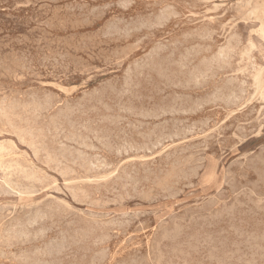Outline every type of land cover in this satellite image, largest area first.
<instances>
[{"label": "rangeland", "instance_id": "374dc122", "mask_svg": "<svg viewBox=\"0 0 264 264\" xmlns=\"http://www.w3.org/2000/svg\"><path fill=\"white\" fill-rule=\"evenodd\" d=\"M109 1H110V3H109ZM201 1H203V2H201ZM0 2H1L0 3V101H1V106H0V112H1V114H0V116L2 117V118L0 117V130H1V132H0V144L3 143V145L5 147L7 146V150L10 149L9 152L10 153L12 152L11 154H12V156L14 158L13 160L14 161L17 160L16 162H18L20 164V166L21 165L23 166V167L21 166L20 168H22L24 171L27 170L28 172L27 171L26 172L27 173H30V174L31 173L32 174L33 173L34 174H37L38 173L37 174L38 176L35 175V176L38 177V179L36 178L35 181L32 180L29 183V180L28 179H25L24 177H20V176L23 175L20 172H17L16 171L17 173L14 172L15 173V174L13 173L14 175L13 174H10V177L8 175V178H9L8 179L7 176H5L3 174V171L0 169V185L2 187V189L0 187V210L3 212L2 213L0 211V215H1L0 216V223H1V225H0V234H1L0 235V243H1V240H2V243L0 245V251H1V249L3 251V253H2V251L0 253V264H3V263L4 264H17V263H19V264H46V263L47 264H50V263L51 264H57V263L58 264H73V263L74 264H82V263L83 264H93V263L94 264H125V263L126 264H130V263L131 264H137V263L138 264H141V263L142 264H171V263L172 264L173 263L174 264H211L210 262H212V264H224L225 262L227 263L228 261H229L228 264H232V263L233 264H264V232H263L264 231V218H263L264 216H262V214L264 215V184H263L264 183V181H263L264 180V177H263L264 176V171L262 169V168H264V164H262V162L264 161V159H262V158H264V149H263L264 148V146H263L264 145V119H263L264 118V97H263L264 96V47H263V45H264V22H263L264 21V0H221V1L220 0H213V1L212 0H210V1H208V0H205V1L204 0H185V1L184 0H124V1L123 0L122 1H120V0H53V1L52 0H50V1H48V0H27V1L26 0H8V1L7 0H0ZM177 2H178V4H177ZM16 3H18V4H16ZM20 3H21L22 6L20 5ZM23 3H24V6L25 5H29V6L24 7L23 6ZM76 3H77V5H76ZM35 4H36V6H35ZM156 4L157 5L160 4V5H158V7H156L157 6ZM41 5H43V6L41 7ZM222 5H224V6H222ZM14 6H16V7H14ZM17 6L19 7L18 9H17ZM45 6H46V8H44ZM66 6H69V8H71V9L69 10V8H67ZM78 6H79V8H78ZM215 6H217L216 8L219 7L218 9H220V10H218V9L216 10L215 9ZM174 7L176 8V10H175ZM76 8H78V9H76ZM33 9H35V10H33ZM38 9H40V10H38ZM73 9H75V10L73 11ZM186 9H187V11H186ZM233 9H235V10H233ZM98 10L99 11L101 10V11L99 12ZM226 10H227V12H225ZM36 11H37V13H36ZM175 11H176V13H174ZM188 11H190V12H188ZM33 12H35V13H33ZM87 12H89V13H87ZM161 12H162V14H161ZM214 12H216V13H214ZM148 13H150V14H148ZM224 13H226V14H224ZM248 13H249V15H248ZM72 14L74 16H72ZM141 14H143V15H141ZM69 15H71V17ZM253 15H254V17H253ZM30 16H33V17L35 16V18H32ZM67 16H69V17H67ZM82 16H84V17L82 18ZM99 16H101V17H99ZM141 16H142V18H141ZM198 16H200V17H198ZM173 17H174V19H173ZM256 17H258L260 20L257 19ZM40 18H42V20ZM84 18H86L87 20L84 19ZM100 18H101V20H100ZM204 18L207 19V20H205ZM83 19L86 20V22L88 21L87 24H86V22ZM181 19H183V20H181ZM216 19H218V21ZM244 19H245V21H244ZM197 20H199V21H197ZM200 20L201 21L202 20H205V21H202L201 22ZM213 20H214V22H213ZM45 21H47V22H45ZM83 21H84V24L85 25L83 24ZM130 21H132L133 23H131ZM187 21H188V23H187ZM247 21H249V22H247ZM42 22L43 23L45 22V23L43 24ZM164 22H165V24H164ZM169 22H171V23H169ZM259 23H261V24H259ZM46 24L48 26H50V28L47 27ZM107 24H108V26H107ZM120 24H122V25H120ZM124 24H125V27H124ZM221 24L223 25V27H220V26H222ZM151 25H153V26H151ZM56 26H58V27H56ZM105 26H106V28H105ZM174 26H175V28H174ZM156 29L158 30V32H157ZM196 29H198L200 31L199 34H198L199 31L196 30ZM247 30H248V32H247ZM150 31H151V33H150ZM251 31H254V33L252 32L250 34ZM258 31H260V32H258ZM135 32H136V34H135ZM223 32H224V34H223ZM114 33H115V35H114ZM119 33H120V35H119ZM191 33H192V35H191ZM194 33H196V34H194ZM206 33L212 34V35H208ZM213 33H214V35H213ZM137 34H139V35H137ZM74 35H75V37H74ZM132 35L133 36L135 35V36L132 37ZM196 35L197 36L200 35V36L199 37H196ZM206 35H208V36H206ZM149 36H151V38ZM237 36H239V37H237ZM98 37H100V38H98ZM129 37L130 38L132 37V38L130 39ZM223 37H225V38H223ZM228 37H229V39H228ZM149 38H150V40H149ZM39 39L41 40V42H40ZM171 39H172V41H170ZM201 39H202L203 42H200ZM231 39H234L235 41L234 40H231ZM59 40H61V41H59ZM182 40H183V42H182ZM188 40H191V42H189ZM211 40H213V41H211ZM227 40H228V42H226ZM229 40H231V42L234 45L231 44V42H229ZM178 41L181 42V43H179ZM236 41H237V43H236ZM89 42H91V43H89ZM186 42H187V44H186ZM250 42L251 43H254L256 45L251 44ZM137 43H139V44H137ZM62 44H64V45H62ZM155 44H157V46ZM84 45H85V47L86 46L87 47L85 48ZM131 45L134 47V49H133V47ZM249 45H250V49L251 50L249 49ZM37 46H39V47H37ZM172 46H173V48H172ZM68 47H69V49H68ZM138 47H139V49L137 50L136 48H138ZM235 47H237L238 49L237 48L235 49ZM84 48H85V50H84ZM174 48H175V50H174ZM252 48H253V51H252ZM43 49L45 51H43ZM169 49H170L171 52L169 51ZM124 50H125V53H124ZM133 50L135 51L134 53H133ZM149 50H151V51H149ZM127 51H128V53H126ZM232 51L233 52L235 51V52L232 53ZM101 52H103V53H101ZM113 52H115V53L113 54ZM160 52H162L164 54H161ZM177 52H178V55H180V56H178L176 54ZM225 52H227V53H225ZM241 52L243 54L245 53L243 55L244 57L242 56V53ZM22 53H26V54H22ZM65 53H67V55ZM28 54H30V55H28ZM64 54H65V56H63ZM119 54H121L122 56L119 55ZM146 54H149V55L146 56ZM194 54H196V55H194ZM59 55H60V57H59ZM164 55H167V57H165ZM235 55H237V56H235ZM249 55H250V59H248L249 58L248 57ZM25 56H27V57L25 58ZM113 56H114V58H113ZM228 56H229V58H228ZM43 57H44V59H43ZM65 57H68V58H65ZM111 57L113 59H111ZM149 57H150V59H148ZM157 57H159L158 58L159 60H157ZM162 57H163V59H161ZM230 57H233V60H231L232 58H230ZM41 58L44 60L45 63L43 62V60ZM52 58H54L53 59L54 60V63H55V61L56 62L59 61L57 63V65H56V63L54 65ZM178 58H180V59H178ZM242 58H243V61H242ZM57 59H59V60H57ZM64 59H66V60H64ZM117 59H118V61H116ZM147 59L149 61H147ZM167 59H168V61H167ZM46 60H48V61L46 62ZM72 60H74V61L72 62ZM169 60H171V61H169ZM224 60L225 61H228L229 60V61L227 63V62H224ZM260 60H262V61H260ZM77 61H78V65H77ZM194 61L196 62V64H195ZM143 62H144V64H143ZM153 62H156V63H153ZM230 62H231V64L229 65ZM30 63H31V65H30ZM43 63L46 64L47 66L44 65ZM58 64H60V65H58ZM128 64H131V65H128ZM222 64L224 65V67H223ZM39 65H41V66H39ZM148 65H149V67H148ZM258 65H260V66H258ZM23 66H25V67H23ZM27 67L29 69H27ZM135 67H136V70L133 69ZM164 67L166 68V70H165ZM191 67H193V68H191ZM230 67H232V68H230ZM218 68H220V69H218ZM246 68H247V71L246 70L243 71ZM152 69H154L155 71L152 70ZM159 70H161V72H159ZM232 70H234L235 72L232 71ZM257 70H259V71H257ZM260 70H261V72H260ZM208 71H210V72H208ZM147 72H149V73H147ZM172 72H173V74H172ZM135 73H138V74H135ZM144 73H146V74H144ZM186 73H187V75H186ZM205 73L206 74L208 73V74L206 75ZM181 74H182V76H181ZM243 74H245V75H243ZM100 75H102V76H100ZM157 75H158V78H160V79L157 78ZM159 75L162 76V77H160ZM168 75H169V77H172V78H169ZM92 76H93V78L91 79ZM123 76H125V77H123ZM180 76H181L182 82L179 81L180 80V78H179ZM204 76L206 78H204ZM217 76L220 77V78L218 79ZM135 77L137 78V80H136ZM212 77H215V78H212ZM147 78H150L151 80L150 79L148 80ZM162 78H164V79H162ZM177 78H179V79H177ZM184 78H185V81L183 80ZM152 79H154V80H152ZM130 80H132V81H130ZM167 80H168V82H166ZM175 80H176V82H175ZM227 80H228V83H227ZM106 81H107V83H106ZM147 81H149V82H147ZM189 81H190V83H189ZM208 81H209L210 84L208 83ZM244 81H245V84H244ZM130 82L131 83L133 82V83L131 84ZM39 83H42L44 86L42 84H39ZM48 83L51 84V85H48ZM45 84H47V85H45ZM55 84H56V86H55ZM127 84H128V86H127ZM153 84H155V85H153ZM189 84H191V86H189ZM168 85H169L170 88L168 87ZM183 85H186V86H183ZM201 85H202V87H200ZM206 85L209 88H207ZM108 86H111V87H108ZM228 86H231V87H228ZM165 87H166V89H165ZM94 88H96V91H95ZM203 88L204 89L206 88V89L204 90ZM222 88L225 89V91ZM67 89H68V91H67ZM131 89L134 90V91H132ZM201 89H202V91H201ZM211 89H213V90H211ZM220 89H222V90H220ZM230 89H232L233 91L230 90ZM236 89L238 91H236ZM112 90H113L114 96H113ZM196 90H198V91H196ZM10 91H11V93H10ZM176 91H177V93H176ZM105 92H106V94H108V97H107V95H105ZM244 92H246V95H245ZM66 93H68V94L70 93V94L68 95ZM97 93H100V94L97 95ZM109 93L110 94L112 93V95L110 96ZM181 93L183 95H181ZM215 93H218V94H215ZM220 93L221 94H224L225 93V95H221ZM229 93H231V95ZM33 94H34V97H33ZM197 94H199V95H197ZM211 94H213V95H211ZM85 95H87V96H85ZM100 95H101V97H100ZM140 95H142L144 98L142 96H140ZM153 95H155V96H153ZM238 95H240V96H238ZM31 96H32V98H31ZM89 96H91V97H89ZM93 96H94L95 99L93 98ZM118 96H120L121 99H123V100L119 99ZM183 96H185V98ZM204 96H206V97H204ZM216 96L219 99H216ZM231 96L232 97L234 96V97L232 98ZM6 97H7V99H5ZM40 97H41V99H40ZM161 97H163V98H161ZM167 97H169L170 99L169 98L167 99ZM194 97H195V99H194ZM220 97L222 98V100H221ZM226 97H227V99H229L228 101L226 100ZM183 98H184V100H183ZM235 98L237 99V101H236ZM33 99H34V101L36 103L33 101ZM92 99H94V100H92ZM99 99L100 100H103L104 102L103 101H100ZM115 99H116L117 102L115 101ZM149 99H150L151 103L148 101ZM201 99L202 100L207 99L209 102L207 100H205V101H203L204 103H202V100ZM232 99L235 102L234 104H233ZM251 99H252V101H250ZM15 100L17 102H15ZM45 100L48 101V102H51V101L52 102H51V104L48 103V102L46 103V102H44ZM143 100L145 102H143ZM172 100H174V102ZM261 100H263V101H261ZM12 101L15 104H13ZM18 101H19V103H18ZM135 101H136V104H135ZM181 101H182V103H181ZM239 101H241L242 103L239 102ZM248 101H249V103H248ZM26 102H28V104H26ZM96 102L97 103L100 102V103H98L99 105ZM126 102H128V103H126ZM192 102H193V105H192ZM195 102H197V103H195ZM9 103H11V104H9ZM45 103H46V106H45ZM103 103H105V104H103ZM168 103H169V105H168ZM246 103H248V104H246ZM18 104L21 105V106H19ZM35 104H37L36 108H35ZM102 104L104 106H106V107H104ZM158 104H160V105H158ZM166 104H167V106H166ZM198 104H200V105H198ZM240 104H242V105H240ZM8 105H9L10 108L8 107ZM29 105H30L31 108L29 107ZM40 105H42L43 107L40 106ZM67 105H69V108H68ZM75 105H76V109H74L75 108ZM178 105H180V106H178ZM214 105H216V106H214ZM237 105H239V106H237ZM244 105H246V106L244 107ZM11 106H13V107L11 108ZM87 106H89V107H87ZM110 106H111V108H110ZM151 106H152V108L154 107L152 110H151ZM162 106H164L165 108L162 107ZM222 106H223V108H222ZM233 106H235V107H233ZM14 107H16V108H14ZM19 107L20 108L22 107V108L20 109ZM37 107H38V109H37ZM55 107H57V108H55ZM70 107H72V108L70 109ZM197 107L198 108L201 107V108H199V110H198ZM215 107H216V109H215ZM39 108H40V111H39ZM45 108H46V110H47V108H49V110L46 111V112H49V114H47L45 112V110H43ZM104 108H106V109L104 110ZM8 109H9V112H7ZM12 109L17 110V111L15 112ZM25 109H26L27 112H24ZM31 109L33 110V112H32ZM34 109H36L37 112ZM53 109H55V110H53ZM93 109L95 110V112H94ZM183 109H184V111H179V110H183ZM201 109H202L203 112L201 111ZM80 110L81 111L83 110L85 112V114H83L84 112H82V114H81V111ZM138 110H140V111L138 112ZM260 110H261V113H260ZM11 111H14V112H11ZM66 111H68V112H66ZM71 111H73V112H71ZM75 111H76V113H75ZM87 111H90V112H87ZM131 111L133 113H131ZM78 112H79V114H77ZM140 112L143 113V115ZM185 112H187V114ZM220 112H222V113H220ZM234 112H235V114H234ZM4 113H6V114H4ZM13 113H15V114H13ZM26 113L28 115H26ZM137 113H139V114H137ZM259 113H260V115H259ZM40 114H42V115H40ZM121 114H123V115H121ZM173 114L175 115V117L173 116ZM2 115H4V116H2ZM8 115H10V116H8ZM56 115H57V117H56ZM138 115H140L141 117L138 116ZM167 115H169V116H167ZM192 115H194V116H192ZM15 116L18 118V120H17V118H15ZM34 116H36L37 119ZM38 116L41 117V118L39 119ZM165 116H166V118H165ZM8 117H9V119H8ZM31 117H33V118H31ZM138 117H139V119H138ZM214 117H216V118H214ZM171 118H174V120L171 119ZM207 118H209V119L207 120ZM88 119H90V120H88ZM118 119H119L120 122L118 121ZM170 119H171V121H170ZM19 120L22 121V124H21V122ZM32 120H33V122H32ZM102 120L105 123L104 122L102 123ZM114 120H117V121L114 122ZM164 120H165V122H164ZM178 120H180V121H178ZM254 120H258V121L255 122ZM99 121L101 122V124H98V123H100ZM124 121H125V123H124ZM128 121H129V123H128ZM9 122H10L11 125L8 126V123ZM23 122H25V123L23 124ZM68 122H69V125L70 126L67 125ZM82 122H84V123H82ZM89 122L90 123L92 122L91 123L92 125L89 126ZM158 122H159V124H158ZM193 122H195V123H193ZM131 123L135 127L131 126ZM160 123H161V125H160ZM165 123H166V125H165ZM246 123H247V125H246ZM56 124H57V126H56ZM64 124H66V125H64ZM73 124H74V126H72ZM151 124H152V126H151ZM156 124H157V126H155ZM221 124L222 125L224 124L223 127H222ZM51 125H53V126H51ZM58 125L59 126L61 125L60 128H58L59 127ZM36 126H38V127H36ZM46 126H47V128H46ZM127 126H128V128H127ZM143 126H144V128H143ZM12 127L14 128V130L16 129V132L13 131V128ZM71 127L74 128V129L72 130ZM80 127H81V129H80ZM84 127H86V128H84ZM164 127H166V128H164ZM228 127H230V128L228 129ZM25 128H27V129H25ZM124 128H126V129H124ZM161 128H162V131H161ZM38 129H40V130H43L44 129L45 131L44 130L43 131H40ZM57 130H59L58 133H57ZM93 130H94V133H93ZM123 130L126 131V132H123ZM148 130H149V132H148ZM238 130H239V132H237ZM244 130H245V132H244ZM252 130H253V132H252ZM53 131H56V132L53 133ZM105 131L106 132H109V133H106ZM111 131H113V132H111ZM211 131H214L215 133L214 132H211ZM19 132H21V133H19ZM174 132H176V133H174ZM23 133H25V134H23ZM148 133H150V134H148ZM152 133H154V134L152 135ZM258 133H260V135ZM69 134H71V136ZM80 134L83 137L82 136L80 137ZM35 135H36V137L38 136V138H37L38 140L36 139ZM238 135H239V137H241V135H242L244 141H243V139L241 140L242 137L239 138ZM248 135H249L250 139H249ZM20 136H23L24 137V140H23V137H20ZM75 136L77 138H75ZM104 136H106V137H104ZM111 136H113V137H111ZM212 136H213V138H211ZM33 137H35V138L33 139ZM61 137H63V138H61ZM141 137H142V139L143 138L144 139L142 140ZM147 137H149L151 139H149ZM45 138H46V140H45ZM80 138H82V139H80ZM126 138H127V140H126ZM164 138H166V139H164ZM205 138H206V140H205ZM246 138H248V139L246 140ZM60 139H62V140L60 141ZM112 139H114V140H112ZM152 139H153V141H151ZM226 139H228V140H226ZM9 140H12V141H9ZM180 140L181 141L183 140V141L181 142ZM185 140H186V142H185ZM2 141H5V142H2ZM85 141H86V143H85ZM109 141H110V143H108ZM119 141H121V142H119ZM30 142H32V143L34 142L33 145H31L32 143L30 144ZM67 142H69V143H67ZM102 142H103V144H102ZM169 142H170V144H169ZM221 142H223V143H221ZM157 143H159V144H157ZM201 143H203V144H201ZM72 144L73 145L75 144L74 145L75 148L73 147ZM122 144H124V145H122ZM131 144H132V146H131ZM222 144H223V146H222ZM235 144H236V146H235ZM77 145L79 147H77ZM140 145L143 148V150L140 147ZM41 146H44V147H42L40 149ZM194 146H195V148H194ZM60 147L61 148L63 147V149H60ZM98 147H99V150H98ZM115 147L117 149H115ZM123 147H124V149H123ZM138 147H140V149L142 151ZM149 147H151V148H149ZM208 147H209V149H208ZM43 148L45 150H43ZM48 148H49V150H48ZM72 148L74 150H72ZM206 148L208 150H205ZM93 149H94V151H93ZM212 149H214V150H212ZM231 149H232V151H231ZM261 149H262V151H261ZM32 150H34V151H32ZM38 150L40 151L39 152L40 153L39 156H37L38 153H36V151L38 152ZM42 150H43V152H42ZM58 150H59V152L57 153ZM158 150H159V152H158ZM45 151L47 152V154H46ZM48 151H49V153H48ZM31 152H33V153H31ZM61 152H63V153H61ZM65 152H67V154ZM93 152H95V153H93ZM145 152H146V154H145ZM203 152H205V153H203ZM34 153H36V154H34ZM119 153H121L122 155L121 154L119 155ZM169 153H170V156L171 157L169 156ZM245 153H246L247 157H246ZM256 153H257V155H256ZM125 154H126V156H125ZM214 154H217V155H214ZM248 154H249V156H248ZM46 156H48V157L51 156V157L50 158H47ZM74 156L77 157V158H75ZM89 156H91V157L88 158ZM121 156H123V157H121ZM154 156H156V157L154 158ZM167 156H169V158ZM78 157H79V159H78ZM92 157H93V159H92ZM163 157H164V160H163ZM188 157H190V158H188ZM238 157H240V159H238ZM260 157H261V160H260ZM52 158H54V159H52ZM55 158H56L57 161L55 160ZM57 158H59V159H57ZM81 158H82V160H81ZM85 158L87 159L88 162L85 160ZM109 158H111V159H109ZM251 158H252V160H251ZM47 159H49L48 161L49 162L51 161V162L49 163L48 161H46ZM139 159H141V160L139 161ZM219 159H221L222 162L219 161ZM246 159H249V160H246ZM244 160L246 161V163H245ZM66 161H67V163H66ZM196 161H197V163H196ZM247 161L248 162L250 161L249 162L250 164ZM40 162H42V163H40ZM63 162H65V163L62 164ZM76 162H77V164H76ZM30 163H32V165H30ZM48 163L49 164H53L54 163L55 165L54 164H53L54 166L53 165H49ZM98 163H100V164L98 165ZM152 163H153V165H152ZM202 163L205 166L202 165ZM230 163H231V166H230ZM255 163H256V166H255ZM68 164H69V166L67 167ZM80 164L82 165V168L79 169L78 167L79 166L81 167ZM115 164H117V165H115ZM143 164H145V165H143ZM167 164H169V165H167ZM47 165H48V168H47ZM56 165H58V166H56ZM103 165H105V167H103ZM165 165H167L168 168L165 167ZM191 165H193V166H191ZM49 166H51V168ZM134 166H135V168H134ZM228 166H230V167H228ZM56 167L59 170H57ZM60 167H62V168L60 169ZM117 167H118V169H117ZM187 167H189L190 169L192 168L191 169L192 171H190V169L187 168ZM24 168H26V169H24ZM87 168H88V170H87ZM123 168H124V170H123ZM141 168L143 170H141ZM196 168H197V170H196ZM249 168H251V169H249ZM38 169H39V171H37ZM65 169H67V170H65ZM256 169L257 170L259 169V170L257 171ZM56 170H57V172L59 174H57ZM84 170H86V171H84ZM105 170H106V172H105ZM162 170H163V172H161ZM193 170H194V172H193ZM138 171H141V172H138ZM152 171H154V172H152ZM181 171H183V172H181ZM60 172L61 173H64V174L61 175ZM85 172H87V173H85ZM90 172H91V174L89 175ZM160 172H161L162 175L160 174ZM214 172H216V173L214 174ZM226 173H227V175H226ZM125 174H126V176H125ZM141 174H142V177L143 178H141ZM194 174H196L199 178H197L196 175H195L196 176V178H195ZM45 175L46 176L48 175L49 177L48 176L46 177ZM65 175H66L67 178L64 177ZM155 175H156V178H155ZM188 175L190 176L191 179L189 178ZM16 176L17 177L19 176V177L16 178ZM39 176L41 177L40 179H39ZM70 176H72V177H70ZM179 176H180L181 180L179 179ZM225 176H227V177H225ZM242 176H243V178H242ZM258 176L260 177V179H259ZM50 177H52L53 179L50 178ZM96 177H98V178H96ZM231 177H233V178H231ZM13 178H15V179H13ZM42 178H43V181L41 180ZM56 178H58L59 180L56 179ZM92 178H94V179H92ZM118 178H119V180H118ZM130 178H132V179H130ZM184 178H185L186 181H184ZM240 178H242V179H240ZM45 179H46V182H44ZM47 179H49L48 180L49 182H47ZM73 179L75 181H73ZM233 179H234V181H233ZM243 179H245V180H243ZM80 180H82V181H80ZM97 180H98V182H97ZM100 180H103V181H100ZM39 181L42 182V183H40ZM246 181L248 183H246ZM254 181H255V184L257 183L256 186H255V184H252V183H254ZM31 182H33V183H31ZM53 182L55 184V187H54ZM58 182H59V184H58ZM226 182H228L229 184L226 183ZM233 182L235 184L232 185ZM14 183L17 184L18 186L15 185ZM123 183L125 185H123ZM177 183H179V185ZM249 183H251L252 186ZM190 184L191 185L193 184L192 187H191ZM67 185H69V187ZM126 185H128L127 186V189L125 187ZM137 185H139V186H137ZM176 185H177V187H176ZM258 185L260 186V188H259ZM57 186H59V188ZM113 186H114V189H113ZM233 186H235V187H233ZM65 187L66 188H69V189L71 188V190L72 189L73 190L70 191V193H69V189L66 190ZM77 187H79V188H77ZM133 187H134V189H132ZM169 187L172 189V191H171V189ZM244 187H246V189ZM253 187L254 188H257V190L255 189V191H254V188ZM29 188H32V189H29ZM76 188L78 190H76ZM103 188H105L106 190L103 189ZM233 188H235V190H233ZM4 189H6L7 191L4 190ZM35 189H37V190H35ZM44 189H46V190L48 189V190L46 191ZM52 189H53V191H52ZM54 189H55V192H54ZM74 190H75V192H74ZM115 190H117V191H115ZM231 190H232V193H231ZM34 191L37 192V193L39 192V194H36ZM40 191H41V193H40ZM154 191H155V193H153ZM164 191H165V193H164ZM180 191H181L182 194L180 193ZM60 192H62V194H60ZM143 192H144V194L142 195ZM1 193H3V194H1ZM28 193L30 194V196H28L29 195ZM71 193L74 194V195H72ZM76 193L79 194V195H76ZM127 193H129V194H127ZM136 193H137V195H136ZM236 193H237V195H236ZM65 194H66L67 198H66ZM101 194H103V195L101 196ZM221 194H223L225 197L222 195V198H221L220 197ZM14 195H15V197H14ZM42 195H44V196H42ZM85 195H86L87 198L85 197ZM118 195H119V197H118ZM125 195H127V196L125 197ZM128 195H129V197H128ZM133 195H134V197H137V198L134 199ZM159 195H160V197H159ZM49 196L51 198H53V199L55 197V199L53 200ZM75 196H76V198H75ZM80 196H82V197H80ZM83 196H84V198H83ZM115 196H117L119 199L117 197H115ZM218 196L220 198H218ZM238 196L240 198H238ZM154 197H156V198H154ZM170 197H171V199H170ZM206 197H207V199H206ZM230 197H231V199H230ZM246 197L247 198L249 197V198L247 199ZM121 198H123V199H121ZM213 198L214 199L216 198V199L214 200ZM235 198H236V201H235ZM44 199H46V200H44ZM60 199H61V201L58 202L57 200H60ZM84 199L85 200L87 199V200L85 201ZM244 199L247 202H245ZM41 200H42V202H41ZM113 200H115V201L117 200V202H114ZM121 200H123L124 202L122 203ZM243 200H244V203H243ZM62 201H64V202L62 203ZM106 201L107 202H110V203H107ZM196 201H198V202H196ZM52 202H56V204L55 203H52ZM82 202H83V204H82ZM94 202H96V203H94ZM214 202H215V204H214ZM260 202H262V203H260ZM64 203H66V204H64ZM103 203L105 205L107 204V206H104ZM195 203H196V205H194ZM209 203H210L211 206L209 205ZM217 203L220 206H218ZM246 203L249 204V205H247ZM42 204H44V205H42ZM48 204H50V205H48ZM60 204H63V206L60 205ZM67 204L70 205V206H68ZM89 204H90V206H89ZM85 205H87V206H85ZM49 206H51V208ZM103 206H104V208H103ZM189 206H190V208H189ZM200 206H202V207L199 208ZM214 206H216V207H214ZM227 206H230V207H227ZM237 206L240 207V208H238ZM255 206H257V207H255ZM3 207H4V209H3ZM70 207L73 208V212H72V209ZM232 207H234V209H232ZM42 208H44V209L47 208V209L44 210ZM57 208L60 209V210H58ZM250 208H252V209H250ZM254 208H256V209H254ZM40 209L43 210V211H41ZM220 209L221 210L222 209L224 210V212H223L224 214L222 213L223 210L221 211ZM242 209H243V211H242ZM4 210H6V211H4ZM54 210H55V213H54ZM178 210H180V211H178ZM34 211H36V212L38 211V212L37 213L36 212L34 213ZM39 211H41V213H40L41 215L39 214ZM56 211L58 212L57 215H56ZM61 211H63L64 213L63 212L61 213ZM204 211H206V212H204ZM211 211L214 214L213 213H209ZM259 212H261L262 214L259 213ZM8 213H10V214H8ZM48 213H49V216L47 215ZM89 213L90 214L92 213V215H90ZM175 213H177V214H175ZM196 213H197L198 216L196 215ZM27 214L30 215V216H27ZM37 214H38V216H37ZM72 214H73V216H72ZM99 214H101V215H99ZM108 214H110V215H108ZM143 214H144V216H143ZM191 214H192V216H191ZM204 214H206L207 216L204 215ZM260 214H261V216H260ZM51 215H53V216H51ZM88 215L90 217H88ZM9 216H10V218H9ZM46 216H48V217H46ZM93 216H95V217H93ZM214 216H215V218H214ZM236 216L237 217L240 216V217L239 218H236ZM250 216H251V218H250ZM23 217H28V218L24 219ZM96 217H97V219H96ZM107 217H108V219H107ZM132 217H134V218H132ZM211 217H213V218L210 219ZM223 217H224V220H223ZM47 218L48 219L50 218V219L47 220ZM99 218H100V220L101 219L102 220L100 221ZM122 218H123V221H122ZM188 218H190V219H188ZM261 218H262V220H261ZM22 219H24V220H22ZM68 219H69V221H68ZM43 220H45V221H43ZM114 220H116V221H114ZM136 220H138V222ZM142 220H143V222H142ZM198 220L199 221L200 220L201 221L203 220V221H202V223L201 222L199 223ZM226 220H228V221H226ZM20 221L23 222L22 225H21ZM93 221H95V222H93ZM133 221H134V223L132 225V222ZM164 221H166L165 224H164ZM215 221H217V223H215ZM25 222H27V223L25 224ZM100 222H102V223H100ZM235 222L236 223L239 222V223L236 224ZM45 223H47V224H45ZM51 223H52V225H51ZM71 223H74V225L71 224ZM218 223H219V225H217ZM256 223H258V224H256ZM24 224H25V226H24ZM97 224H100L101 227H100V225H97ZM102 224H103V226H102ZM115 224H116V226H115ZM207 224H208V226H207ZM3 225H4L5 228L2 227ZM6 225H8V226H6ZM104 225H105V227H104ZM130 225H131V227H129ZM231 225H233V226H231ZM34 226L35 227L37 226L36 229H35ZM124 226L125 227L127 226V227L125 228ZM203 226H204V228H203ZM216 226H217V228H215ZM229 226H230V228H229ZM251 226H253V227H251ZM63 227H65V228H63ZM175 227H177V230H176ZM188 227H189V229H188ZM224 227H225V229H224ZM245 227H246L247 230L244 229ZM18 228H20V229H18ZM104 228H105V230H104ZM147 228H148V230H147ZM153 228H154V230H152ZM199 228H201V230ZM40 229H41V231H40ZM78 229H81L82 231L81 230L78 231ZM134 229L136 231H138L139 229H141L142 231L139 230V232H136ZM249 229H250V232H252V231L253 232L252 233H250V232L248 233V230ZM8 230H9V232H8ZM20 230H22V231L20 232ZM145 230H147V231H145ZM181 230H182V232H181ZM260 230L261 231L263 230L262 233H261ZM15 231H17V232H15ZM117 231H119V233ZM169 231H171V233ZM220 231H222V232H220ZM246 231H247V233H246ZM72 232H73V234H72ZM80 232H85V233H82L81 234ZM229 232H231L232 234L229 233ZM56 233H58V236H57ZM86 233H88V234H86ZM109 233H110V235H109ZM172 233H174L175 235L172 234ZM215 233H217V234H215ZM255 233H257V234H255ZM80 234H81V236H80ZM184 234L185 235L187 234V235L185 236ZM195 234H196L197 237H195ZM50 235H51V237H50ZM77 235L80 236V237H78ZM83 235H85V236L83 237ZM87 235H89V236H87ZM129 235H130V237H129ZM180 235H181V237H180ZM217 235L218 236L221 235V237L219 236L221 240L219 239V237L217 239ZM27 236H28V240H27ZM39 236L41 237V239H40ZM60 236H61V238H60ZM99 236L100 237L102 236L101 237L102 239ZM124 236H126L128 238H125ZM190 236H192V237H190ZM1 237H3V239L5 238V239L3 240ZM225 237H227V238L230 237V238L227 239ZM42 238H44V239H42ZM57 238H58V240H57ZM129 238H131V239H129ZM180 238H181V240H180ZM197 238L199 240H197ZM234 238L237 239V240H235ZM63 239H64V241H63ZM80 239H81V242L78 243V241H80ZM194 239H196V240H194ZM214 239H216V240H214ZM21 240H23V241H21ZM82 240H83V242H82ZM107 240H109L108 243H107ZM208 240L210 241V244L208 243L209 242ZM233 240H235V241H233ZM31 241H32V243H31ZM59 241H60V243H59ZM67 241H69V243ZM170 241L172 242V244L174 243L173 246H172V244H171ZM192 241L195 242V244L193 243L192 246H191ZM15 242H16V244H14ZM70 242H71V244H70ZM94 242H97V243H94ZM123 242H124V244H123ZM11 243H12V245H15V247L12 246ZM18 243L21 244V245H19ZM57 243H59V244H57ZM180 243H183V244H180ZM228 243H229V246H227ZM262 243H263V245H262ZM187 244H188V246H187ZM41 245L44 246V247H42ZM207 245H208V247H207ZM214 245H215V248L213 247ZM231 245H233L234 248ZM76 246H78V247H76ZM160 246H161L162 249H160ZM166 246H168V247L166 248ZM259 246H261V247H259ZM46 247H48V248H46ZM49 247H51V248H49ZM178 247L180 249H178ZM10 248H12V249H10ZM29 248H31V249H29ZM193 248H194V251H193ZM81 249L83 250V252H82ZM212 249H214V250H212ZM221 249L223 250L222 252L220 251ZM85 250H88V252L85 251ZM160 250H162V251L160 252ZM228 250H230L232 253L230 251H228ZM72 251H74V252L72 253ZM176 251H177V253H176ZM210 251H213L211 254H213V253L214 254L211 255L210 254ZM251 251H252V253H251ZM28 252H30V253H28ZM76 252H77V255H76ZM140 252H142V254H139ZM198 252H200V253H198ZM6 253H7V255H6ZM46 253H48V255ZM180 253L182 255L184 253L185 256L184 255L181 256ZM208 253H209V255H207ZM216 253L219 254V255H217ZM241 253H242V255H240ZM173 254H174V256H173ZM188 254H189V256H188ZM3 255H6L7 257L6 256H3ZM94 255H95V257H94ZM107 255L109 256V258H108ZM81 256H82V258H81ZM130 256H132V257H130ZM25 257L27 259H25ZM209 257H210V259H209ZM162 258H164L163 259L164 261H162ZM225 258L226 259L228 258L229 260L228 259L226 260ZM8 259H10V260H8ZM18 259L21 260L22 263ZM139 259H141V261ZM179 259L180 260L182 259L183 261H180ZM185 259H187V261ZM205 259L206 260L209 259V260L206 261ZM220 259H222V260H220ZM213 260L215 261V263H214ZM245 260H247V261H245ZM117 261L120 262V263H118ZM138 261L141 262V263H139ZM170 261H171V263H170ZM54 262H57V263H54ZM185 262H187V263H185ZM253 262H255V263H253Z\"/></svg>", "mask_w": 264, "mask_h": 264}, {"label": "bare ground", "instance_id": "6f19581e", "mask_svg": "<svg viewBox=\"0 0 264 264\" xmlns=\"http://www.w3.org/2000/svg\"><path fill=\"white\" fill-rule=\"evenodd\" d=\"M7 1H8V0H7ZM26 1H27V0H26ZM48 1H50V0H48ZM52 1H53V0H52ZM120 1H122V0H120ZM123 1H124V0H123ZM184 1H185V0H184ZM204 1H205V0H204ZM208 1H210V0H208ZM212 1H213V0H212ZM220 1H221V0H220ZM81 2H82V1H81ZM81 2H80V3H81ZM154 2H155V1H154ZM178 2H179V1H178ZM178 2H177V4H178ZM201 2H203V1H201ZM0 3H1V2H0ZM5 3H6V2H5ZM21 3H22V2H21ZM21 3H20V5H21ZM55 3H56V2H55ZM84 3H85V2H84ZM88 3H89V2H88ZM109 3H110V1H109ZM164 3H165V2H164ZM198 3H199V2H198ZM12 4H13V3H12ZM16 4H18V3H16ZM28 4H29V3H28ZM81 4H82V3H81ZM188 4H189V3H188ZM241 4H242V3H241ZM20 5H19V6H20ZM32 5H33V4H32ZM44 5H45V4H44ZM46 5H47V4H46ZM71 5H72V4H71ZM76 5H77V3H76ZM76 5H75V6H76ZM79 5H80V4H79ZM87 5H88V4H87ZM156 5H157V4H156ZM158 5H160V4H158ZM158 5H157L156 7H158ZM165 5H166V4H165ZM191 5H192V4H191ZM215 5H216V4H215ZM21 6H22V5H21ZM23 6H24V3H23ZM27 6H29V5H25L24 7H27ZM33 6H34V5H33ZM35 6H36V4H35ZM42 6H43V5H41V7H42ZM73 6H74V5H73ZM80 6H81V5H80ZM105 6H106V5H105ZM105 6H104V7H105ZM118 6H119V5H118ZM175 6H176V5H175ZM222 6H224V5H222ZM248 6H249V5H248ZM14 7H16V6H14ZM24 7H23V8H24ZM66 7L69 8V6H66ZM99 7H100V6H99ZM111 7H112V6H111ZM168 7H169V6H168ZM216 7H217V6H215V9L217 10L219 7H218V8H216ZM231 7H232V6H231ZM18 8H19V7L17 6V9H18ZM38 8H39V7H38ZM44 8H46V6H45ZM47 8H48V7H47ZM50 8H51V7H50ZM78 8H79V6H78ZM78 8H76V9H78ZM94 8H95V7H94ZM124 8H125V7H124ZM166 8H167V7H166ZM170 8H171V7H170ZM174 8H175V7H174ZM202 8H203V7H202ZM202 8H201V9H202ZM228 8H229V7H228ZM228 8H227V9H228ZM232 8H233V7H232ZM3 9H4V8H3ZM70 9H71V8H69V10H70ZM80 9H81V8H80ZM80 9H79V10H80ZM82 9H83V8H82ZM92 9H93V8H92ZM100 9H101V8H100ZM121 9H122V8H121ZM197 9H198V8H197ZM199 9H200V8H199ZM206 9H207V8H206ZM208 9H209V8H208ZM215 9H214V10H215ZM248 9H249V8H248ZM8 10H9V9H8ZM33 10H35V9H33ZM38 10H40V9H38ZM52 10H53V9H52ZM67 10H68V9H67ZM74 10H75V9H73V11H74ZM79 10H78V11H79ZM83 10H84V9H83ZM83 10H82V11H83ZM88 10H89V9H88ZM104 10H105V9H104ZM128 10H129V9H128ZM147 10H148V9H147ZM151 10H152V9H151ZM159 10H160V9H159ZM172 10H173V9H172ZM175 10H176V8H175ZM194 10H195V9H194ZM214 10H213V11H214ZM216 10H215V11H216ZM218 10H220V9H218ZM233 10H235V9H233ZM10 11H11V10H10ZM98 11H99V10H98ZM100 11H101V10H100ZM100 11H99V12H100ZM107 11H108V10H107ZM126 11H127V10H126ZM142 11H143V10H142ZM144 11H145V10H144ZM168 11H169V10H168ZM173 11H174V10H173ZM186 11H187V9H186ZM209 11H210V10H209ZM211 11H212V10H211ZM221 11H222V10H221ZM231 11H232V10H231ZM69 12H70V11H69ZM71 12H72V11H71ZM79 12H80V11H79ZM99 12H98V13H99ZM181 12H182V11H181ZM188 12H190V11H188ZM205 12H206V11H205ZM217 12H218V11H217ZM225 12H227V10H226ZM253 12H254V11H253ZM256 12H257V11H256ZM258 12H259V11H258ZM33 13H35V12H33ZM33 13H32V14H33ZM36 13H37V11H36ZM43 13H44V12H43ZM72 13H73V12H72ZM87 13H89V12H87ZM98 13H97V14H98ZM103 13H104V12H103ZM151 13H152V12H151ZM174 13H176V11H175ZM192 13H193V12H192ZM211 13H212V12H211ZM214 13H216V12H214ZM254 13H255V12H254ZM254 13H253V14H254ZM38 14H39V13H38ZM40 14H41V13H40ZM69 14H70V13H69ZM99 14H100V13H99ZM104 14H105V13H104ZM148 14H150V13H148ZM153 14H154V13H153ZM161 14H162V12H161ZM224 14H226V13H224ZM26 15H27V14H26ZM42 15H43V14H42ZM42 15H41V16H42ZM79 15H80V14H79ZM82 15H83V14H82ZM86 15H87V14H86ZM86 15H85V16H86ZM94 15H95V14H94ZM102 15H103V14H102ZM141 15H143V14H141ZM144 15H145V14H144ZM198 15H199V14H198ZM248 15H249V13H248ZM250 15H251V14H250ZM35 16H36V15H35ZM35 16H34V17H33V16H30V17L35 18ZM37 16H38V15H37ZM39 16H40V15H39ZM65 16H66V15H65ZM69 16L71 17V15H69ZM69 16H67V17H69ZM72 16H74V15L72 14ZM90 16H91V15H90ZM96 16H97V15H96ZM136 16H137V15H136ZM149 16H150V15H149ZM149 16H148V17H149ZM193 16H194V15H193ZM42 17H43V16H42ZM80 17H81V16H80ZM83 17H84V16H82V18H83ZM99 17H101V16H99ZM144 17H145V16H144ZM179 17H180V16H179ZM179 17H178V18H179ZM186 17H187V16H186ZM196 17H197V16H196ZM198 17H200V16H198ZM207 17H208V16H207ZM213 17H214V16H213ZM244 17H245V16H244ZM253 17H254V15H253ZM37 18H38V17H37ZM44 18H45V17H44ZM44 18H43V19H44ZM89 18H90V17H89ZM137 18H138V17H137ZM141 18H142V16H141ZM145 18H146V17H145ZM162 18H163V17H162ZM184 18H185V17H184ZM214 18H215V17H214ZM220 18H221V17H220ZM248 18H249V17H248ZM256 18L259 19L258 17H256ZM27 19H28V18H27ZM40 19L42 20V18H40ZM46 19H47V18H46ZM84 19H86V18H84ZM84 19H83V20H84ZM92 19H93V18H92ZM95 19H96V18H95ZM98 19H99V18H98ZM121 19H122V18H121ZM123 19H124V18H123ZM173 19H174V17H173ZM204 19H205V18H204ZM210 19H211V18H210ZM242 19H243V18H242ZM86 20H87V19H86ZM86 20H84V21L86 22ZM100 20H101V18H100ZM154 20H155V19H154ZM157 20H158V19H157ZM181 20H183V19H181ZM193 20H194V19H193ZM205 20H207V19H205ZM205 20H202V21H205ZM216 20L218 21V19H216ZM221 20H222V19H221ZM259 20H260V19H259ZM259 20H258V21H259ZM66 21H67V20H66ZM84 21H83V24H84ZM113 21H114V20H113ZM113 21H112V22H113ZM126 21H127V20H126ZM132 21H133V20H132ZM132 21H130V22L133 23ZM162 21H163V20H162ZM165 21H166V20H165ZM197 21H199V20H197ZM200 21H201V20H200ZM202 21H201V22H202ZM210 21H211V20H210ZM225 21H226V20H225ZM228 21H229V20H228ZM228 21H227V22H228ZM244 21H245V19H244ZM32 22H33V21H32ZM34 22H35V21H34ZM45 22H47V21H45ZM45 22H44V23H45ZM75 22H76V21H75ZM81 22H82V21H81ZM87 22H88V21H87ZM87 22H86V24H87ZM151 22H152V21H151ZM154 22H155V21H154ZM175 22H176V21H175ZM179 22H180V21H179ZM213 22H214V20H213ZM247 22H249V21H247ZM255 22H256V21H255ZM263 22H264V21H263ZM263 22H262V23H263ZM35 23H36V22H35ZM37 23H38V22H37ZM42 23H43V22H42ZM42 23H41V24H42ZM44 23H43V24H44ZM113 23H114V22H113ZM152 23H153V22H152ZM167 23H168V22H167ZM169 23H171V22H169ZM185 23H186V22H185ZM187 23H188V21H187ZM205 23H206V22H205ZM229 23H230V22H229ZM38 24H39V23H38ZM47 24H48V23H47ZM47 24H46V25H47ZM58 24H59V23H58ZM89 24H90V23H89ZM118 24H119V23H118ZM125 24H126V23H125ZM125 24H124V27H125ZM156 24H157V23H156ZM164 24H165V22H164ZM206 24H207V23H206ZM242 24H243V23H242ZM253 24H254V23H253ZM259 24H261V23H259ZM39 25H40V24H39ZM84 25H85V24H84ZM120 25H122V24H120ZM131 25H132V24H131ZM173 25H174V24H173ZM178 25H179V24H178ZM199 25H200V24H199ZM209 25H210V24H209ZM221 25H222V24H221ZM249 25H250V24H249ZM24 26H25V25H24ZM59 26H60V25H59ZM107 26H108V24H107ZM151 26H153V25H151ZM166 26H167V25H166ZM47 27L50 28V26H48V25H47ZM52 27H53V26H52ZM56 27H58V26H56ZM122 27H123V26H122ZM131 27H132V26H131ZM155 27H156V26H155ZM177 27H178V26H177ZM212 27H213V26H212ZM220 27H223V25L220 26ZM61 28H62V27H61ZM105 28H106V26H105ZM137 28H138V27H137ZM163 28H164V27H163ZM174 28H175V26H174ZM198 28H199V27H198ZM259 28H260V27H259ZM146 29H147V28H146ZM159 29H160V28H159ZM167 29H168V28H167ZM231 29H232V28H231ZM249 29H250V28H249ZM249 29H248V30H249ZM104 30H105V29H104ZM116 30H117V29H116ZM152 30H153V29H152ZM156 30H157V29H156ZM182 30H183V29H182ZM196 30H198V29H196ZM208 30H209V29H208ZM248 30H247V32H248ZM259 30H260V29H259ZM108 31H109V30H108ZM117 31H118V30H117ZM143 31H144V30H143ZM146 31H147V30H146ZM172 31H173V30H172ZM186 31H187V30H186ZM189 31H190V30H189ZM189 31H188V32H189ZM198 31H199V30H198ZM210 31H211V30H210ZM210 31H209V32H210ZM216 31H217V30H216ZM234 31H235V30H234ZM141 32H142V31H141ZM157 32H158V30H157ZM164 32H165V31H164ZM194 32H195V31H194ZM252 32L254 33V31H251L250 34H251ZM258 32H260V31H258ZM258 32H257V33H258ZM65 33H66V32H65ZM116 33H117V32H116ZM122 33H123V32H122ZM150 33H151V31H150ZM199 33H200V31L198 32V34H199ZM210 33H211V32H210ZM86 34H87V33H86ZM112 34H113V33H112ZM131 34H132V33H131ZM135 34H136V32H135ZM139 34H140V33H139ZM139 34H137V35H139ZM153 34H154V33H153ZM171 34H172V33H171ZM194 34H196V33H194ZM206 34H208V33H206ZM223 34H224V32H223ZM247 34H248V33H247ZM255 34H256V33H255ZM75 35H76V34H75ZM75 35H74V37H75ZM114 35H115V33H114ZM119 35H120V33H119ZM167 35H168V34H167ZM185 35H186V34H185ZM188 35H189V34H188ZM191 35H192V33H191ZM208 35H212V34H208ZM208 35H206V36H208ZM213 35H214V33H213ZM215 35H216V34H215ZM226 35H227V34H226ZM256 35H257V34H256ZM76 36H77V35H76ZM134 36H135V35H134ZM134 36L132 35V37H134ZM146 36H147V35H146ZM146 36H145V37H146ZM183 36H184V35H183ZM189 36H190V35H189ZM199 36H200V35H199ZM199 36L196 35V37H199ZM234 36H235V35H234ZM239 36H240V35H239ZM239 36H237V37H239ZM241 36H242V35H241ZM259 36H260V35H259ZM37 37H38V36H37ZM132 37H131V38H132ZM147 37H148V36H147ZM149 37L151 38V36H149ZM153 37H154V36H153ZM165 37H166V36H165ZM165 37H164V38H165ZM196 37H195V38H196ZM210 37H211V36H210ZM220 37H221V36H220ZM247 37H248V36H247ZM255 37H256V36H255ZM38 38H39V37H38ZM98 38H100V37H98ZM102 38H103V37H102ZM113 38H114V37H113ZM113 38H112V39H113ZM121 38H122V37H121ZM129 38H130V37H129ZM131 38H130V39H131ZM150 38H149V40H150ZM155 38H156V37H155ZM155 38H154V39H155ZM164 38H163V39H164ZM180 38H181V37H180ZM184 38H185V37H184ZM188 38H189V37H188ZM188 38H187V39H188ZM223 38H225V37H223ZM262 38H263V37H262ZM262 38H261V39H262ZM73 39H74V38H73ZM92 39H93V38H92ZM104 39H105V38H104ZM123 39H124V38H123ZM127 39H128V38H127ZM185 39H186V38H185ZM185 39H184V40H185ZM193 39H194V38H193ZM228 39H229V37H228ZM235 39H236V38H235ZM237 39H238V38H237ZM39 40H40V39H39ZM53 40H54V39H53ZM61 40H62V39H61ZM61 40H59V41H61ZM94 40H95V39H94ZM108 40H109V39H108ZM144 40H145V39H144ZM205 40H206V39H205ZM231 40H234V39H231ZM231 40H229V42H231ZM262 40H263V39H262ZM21 41H22V40H21ZM48 41H49V40H48ZM112 41H113V40H112ZM119 41H120V40H119ZM139 41H140V40H139ZM168 41H169V40H168ZM170 41H172V39H171ZM170 41H169V42H170ZM188 41L191 42V40H188ZM193 41H194V40H193ZM211 41H213V40H211ZM214 41H215V40H214ZM234 41H235V40H234ZM237 41H238V40H237ZM237 41H236V43H237ZM246 41H247V40H246ZM251 41H252V40H251ZM18 42H19V41H18ZM38 42H39V41H38ZM38 42H37V43H38ZM40 42H41V40H40ZM68 42H69V41H68ZM165 42H166V41H165ZM174 42H175V41H174ZM174 42H173V43H174ZM178 42H179V41H178ZM182 42H183V40H182ZM189 42H188V43H189ZM200 42H203L202 39L200 40ZM206 42H207V41H206ZM226 42H228V40H227ZM239 42H240V41H239ZM247 42H248V41H247ZM89 43H91V42H89ZM94 43H95V42H94ZM179 43H181V42H179ZM234 43H235V42H234ZM240 43H241V42H240ZM248 43H249V42H248ZM250 43H251V42H250ZM38 44H39V43H38ZM74 44H75V43H74ZM77 44H78V43H77ZM84 44H85V43H84ZM92 44H93V43H92ZM137 44H139V43H137ZM186 44H187V42H186ZM221 44H222V43H221ZM228 44H229V43H228ZM231 44H233V43L231 42ZM242 44H243V43H242ZM242 44H241V45H242ZM246 44H247V43H246ZM251 44H254V43H251ZM251 44H250V45H251ZM62 45H64V44H62ZM78 45H79V44H78ZM141 45H142V44H141ZM155 45L157 46V44H155ZM167 45H168V44H167ZM169 45H170V44H169ZM190 45H191V44H190ZM194 45H195V44H194ZM194 45H193V46H194ZM199 45H200V44H199ZM202 45H203V44H202ZM215 45H216V44H215ZM233 45H234V44H233ZM238 45H239V44H238ZM250 45H249V49H250ZM254 45H256V44H254ZM131 46H132V45H131ZM183 46H184V45H183ZM210 46H211V45H210ZM227 46H228V45H227ZM236 46H237V45H236ZM37 47H39V46H37ZM41 47H42V46H41ZM84 47H85V45H84ZM86 47H87V46H86ZM86 47H85V48H86ZM132 47H133V46H132ZM162 47H163V46H162ZM203 47H204V46H203ZM215 47H216V46H215ZM230 47H231V46H230ZM230 47H229V48H230ZM255 47H256V46H255ZM260 47H261V46H260ZM263 47H264V45H263ZM71 48H72V47H71ZM85 48H84V50H85ZM92 48H93V47H92ZM129 48H130V47H129ZM172 48H173V46H172ZM172 48H171V49H172ZM186 48H187V47H186ZM205 48H206V47H205ZM218 48H219V47H218ZM222 48H223V47H222ZM229 48H228V49H229ZM236 48H237V47H235V49H236ZM40 49H41V48H40ZM68 49H69V47H68ZM130 49H131V48H130ZM133 49H134V47H133ZM136 49L138 50L139 47L136 48ZM184 49H185V48H184ZM187 49H188V48H187ZM220 49H221V48H220ZM225 49H226V48H225ZM237 49H238V48H237ZM239 49H240V48H239ZM259 49H260V48H259ZM74 50H75V49H74ZM118 50H119V49H118ZM128 50H129V49H128ZM166 50H167V49H166ZM174 50H175V48H174ZM176 50H177V49H176ZM182 50H183V49H182ZM208 50H209V49H208ZM231 50H232V49H231ZM233 50H234V49H233ZM250 50H251V49H250ZM250 50H249V51H250ZM254 50H255V49H254ZM257 50H258V49H257ZM27 51H28V50H27ZM43 51H45V50L43 49ZM116 51H117V50H116ZM131 51H132V50H131ZM131 51H130V52H131ZM143 51H144V50H143ZM149 51H151V50H149ZM149 51H148V52H149ZM164 51H165V50H164ZM169 51H170V49H169ZM203 51H204V50H203ZM235 51H236V50H235ZM235 51H234V52H235ZM245 51H246V50H245ZM252 51H253V48H252ZM32 52H33V51H32ZM121 52H122V51H121ZM134 52H135V51L133 50V53H134ZM170 52H171V51H170ZM174 52H175V51H174ZM210 52H211V51H210ZM234 52L232 51V53H234ZM239 52H240V51H239ZM239 52H238V53H239ZM261 52H262V51H261ZM40 53H41V52H40ZM101 53H103V52H101ZM114 53H115V52H113V54H114ZM118 53H119V52H118ZM124 53H125V50H124ZM126 53H128V51H127ZM133 53H132V54H133ZM160 53H161V54H164V53H162V52H160ZM166 53H167V52H166ZM225 53H227V52H225ZM230 53H231V52H230ZM230 53H229V54H230ZM236 53H237V52H236ZM236 53H235V54H236ZM241 53H242V52H241ZM248 53H249V52H248ZM259 53H260V52H259ZM22 54H26V53H22ZM41 54H42V53H41ZM65 54L67 55V53H65ZM65 54H64L63 56H65ZM153 54H154V53H153ZM153 54H152V55H153ZM176 54L178 55V52H177ZM244 54H245V53H244ZM244 54L242 53V56H243ZM250 54H251V53H250ZM28 55H30V54H28ZM56 55H57V54H56ZM60 55H61V54H60ZM60 55H59V57H60ZM119 55H121V54H119ZM144 55H145V54H144ZM147 55H149V54H146V56H147ZM154 55H155V54H154ZM168 55H169V54H168ZM183 55H184V54H183ZM194 55H196V54H194ZM212 55H213V54H212ZM212 55H211V56H212ZM237 55H238V54H237ZM237 55H235V56H237ZM247 55H248V54H247ZM38 56H39V55H38ZM47 56H48V55H47ZM115 56H116V55H115ZM121 56H122V55H121ZM164 56L167 57V55H164ZM164 56H163V57H164ZM173 56H174V55H173ZM175 56H176V55H175ZM178 56H180V55H178ZM178 56H177V57H178ZM23 57H24V56H23ZM26 57H27V56H25V58H26ZM45 57H46V56H45ZM153 57H154V56H153ZM163 57H162L161 59H163ZM203 57H204V56H203ZM243 57H244V56H243ZM248 57H249L248 59H250V55H249ZM65 58H68V57H65ZM70 58H71V57H70ZM113 58H114V56H113ZM113 58L111 57V59H113ZM140 58H141V57H140ZM145 58H146V57H145ZM158 58H159V57H157V60H159ZM173 58H174V57H173ZM207 58H208V57H207ZM210 58H211V57H210ZM228 58H229V56H228ZM230 58H232L231 60H233V57H230ZM262 58H263V57H262ZM23 59H24V58H23ZM27 59H28V58H27ZM30 59H31V58H30ZM41 59H42V58H41ZM43 59H44V57H43ZM43 59H42V60H43ZM48 59H49V58H48ZM53 59H54V58H52V60H53ZM71 59H72V58H71ZM142 59H143V58H142ZM148 59H150V57H149ZM148 59H147V61H149ZM174 59H175V58H174ZM178 59H180V58H178ZM50 60H51V59H50ZM57 60H59V59H57ZM61 60H62V59H61ZM64 60H66V59H64ZM120 60H121V59H120ZM122 60H123V59H122ZM138 60H139V59H138ZM171 60H172V59H171ZM171 60H169V61H171ZM182 60H183V59H182ZM215 60H216V59H215ZM231 60H230V61H231ZM38 61H39V60H38ZM47 61H48V60H46V62H47ZM73 61H74V60H72V62H73ZM107 61H108V60H107ZM110 61H111V60H110ZM116 61H118V59H117ZM167 61H168V59H167ZM188 61H189V60H188ZM196 61H197V60H196ZM228 61H229V60H228ZM228 61H225V60H224V62H227V63H228ZM242 61H243V58H242ZM260 61H262V60H260ZM43 62H44V60H43ZM58 62H59V61H58ZM58 62L55 61L56 65H57ZM69 62H70V61H69ZM79 62H80V61H79ZM121 62H122V61H121ZM139 62H140V61H139ZM194 62H195V61H194ZM200 62H201V61H200ZM206 62H207V61H206ZM208 62H209V61H208ZM239 62H240V61H239ZM25 63H26V62H25ZM44 63H45V62H44ZM44 63H43V64H44ZM53 63H54V60H53ZM55 63H54V65H55ZM105 63H106V62H105ZM115 63H116V62H115ZM153 63H156V62H153ZM167 63H168V62H167ZM211 63H212V62H211ZM227 63H226V64H227ZM240 63H241V62H240ZM21 64H22V63H21ZM32 64H33V63H32ZM121 64H122V63H121ZM121 64H120V65H121ZM134 64H135V63H134ZM136 64H137V63H136ZM143 64H144V62H143ZM150 64H151V63H150ZM150 64H149V65H150ZM184 64H185V63H184ZM187 64H188V63H187ZM195 64H196V62H195ZM197 64H198V63H197ZM224 64H225V63H224ZM230 64H231V62L229 63V65H230ZM248 64H249V63H248ZM248 64H247V65H248ZM5 65H6V64H5ZM30 65H31V63H30ZM44 65H46V64H44ZM58 65H60V64H58ZM75 65H76V64H75ZM77 65H78V61H77ZM77 65H76V66H77ZM128 65H131V64H128ZM149 65H148V67H149ZM169 65H170V64H169ZM211 65H212V64H211ZM213 65H214V64H213ZM220 65H221V64H220ZM222 65H223V64H222ZM39 66H41V65H39ZM46 66H47V65H46ZM116 66H117V65H116ZM135 66H136V65H135ZM140 66H141V65H140ZM143 66H144V65H143ZM143 66H142V67H143ZM155 66H156V65H155ZM161 66H162V65H161ZM166 66H167V65H166ZM171 66H172V65H171ZM181 66H182V65H181ZM181 66H180V67H181ZM186 66H187V65H186ZM191 66H192V65H191ZM201 66H202V65H201ZM205 66H206V65H205ZM238 66H239V65H238ZM258 66H260V65H258ZM258 66H257V67H258ZM23 67H25V66H23ZM30 67H31V66H30ZM79 67H80V66H79ZM112 67H113V66H112ZM114 67H115V66H114ZM121 67H122V66H121ZM128 67H129V66H128ZM145 67H146V66H145ZM152 67H153V66H152ZM158 67H159V66H158ZM203 67H204V66H203ZM221 67H222V66H221ZM223 67H224V65H223ZM226 67H227V66H226ZM253 67H254V66H253ZM253 67H252V68H253ZM83 68H84V67H83ZM85 68H86V67H85ZM89 68H90V67H89ZM118 68H119V67H118ZM140 68H141V67H140ZM164 68H165V67H164ZM171 68H172V67H171ZM175 68H176V67H175ZM183 68H184V67H183ZM187 68H188V67H187ZM191 68H193V67H191ZM230 68H232V67H230ZM254 68H255V67H254ZM260 68H261V67H260ZM27 69H29V68L27 67ZM133 69L136 70V67L133 68ZM176 69H177V68H176ZM196 69H197V68H196ZM218 69H220V68H218ZM225 69H226V68H225ZM227 69H228V68H227ZM261 69H262V68H261ZM127 70H128V69H127ZM140 70H141V69H140ZM148 70H149V69H148ZM152 70H154V69H152ZM152 70H151V71H152ZM165 70H166V68H165ZM172 70H173V69H172ZM210 70H211V69H210ZM236 70H237V69H236ZM245 70L247 71V68L244 69L243 71H245ZM250 70H251V69H250ZM96 71H97V70H96ZM125 71H126V70H125ZM130 71H131V70H130ZM145 71H146V70H145ZM151 71H150V72H151ZM154 71H155V70H154ZM184 71H185V70H184ZM212 71H213V70H212ZM214 71H215V70H214ZM218 71H219V70H218ZM222 71H223V70H222ZM232 71H234V70H232ZM239 71H240V70H239ZM239 71H238V72H239ZM253 71H254V70H253ZM255 71H256V70H255ZM257 71H259V70H257ZM30 72H31V71H30ZM135 72H136V71H135ZM143 72H144V71H143ZM159 72H161V70H159ZM174 72H175V71H174ZM180 72H181V71H180ZM185 72H186V71H185ZM195 72H196V71H195ZM208 72H210V71H208ZM216 72H217V71H216ZM219 72H220V71H219ZM234 72H235V71H234ZM236 72H237V71H236ZM240 72H241V71H240ZM260 72H261V70H260ZM127 73H128V72H127ZM130 73H131V72H130ZM147 73H149V72H147ZM155 73H156V72H155ZM167 73H168V72H167ZM169 73H170V72H169ZM212 73H213V72H212ZM214 73H215V72H214ZM243 73H244V72H243ZM124 74H125V73H124ZM135 74H138V73H135ZM144 74H146V73H144ZM153 74H154V73H153ZM162 74H163V73H162ZM170 74H171V73H170ZM172 74H173V72H172ZM189 74H190V73H189ZM193 74H194V73H193ZM193 74H192V75H193ZM198 74H199V73H198ZM205 74H206V73H205ZM207 74H208V73H207ZM207 74H206V75H207ZM226 74H227V73H226ZM237 74H238V73H237ZM239 74H240V73H239ZM250 74H251V73H250ZM131 75H132V74H131ZM179 75H180V74H179ZM186 75H187V73H186ZM200 75H201V74H200ZM211 75H212V74H211ZM243 75H245V74H243ZM93 76H94V75H93ZM93 76L91 77V79L93 78ZM95 76H96V75H95ZM97 76H98V75H97ZM100 76H102V75H100ZM144 76H145V75H144ZM159 76H160V75H159ZM163 76H164V75H163ZM173 76H174V75H173ZM181 76H182V74H181ZM181 76L179 77V78H180L179 81L182 82ZM189 76H190V75H189ZM212 76H213V75H212ZM222 76H223V75H222ZM32 77H33V76H32ZM123 77H125V76H123ZM129 77H130V76H129ZM139 77H140V76H139ZM142 77H143V76H142ZM160 77H162V76H160ZM165 77H166V76H165ZM168 77H169V75H168ZM190 77H191V76H190ZM190 77H189V78H190ZM199 77H200V76H199ZM217 77H218V76H217ZM132 78H133V77H132ZM132 78H131V79H132ZM135 78H136V77H135ZM145 78H146V77H145ZM157 78H158V75H157ZM169 78H172V77H169ZM174 78H175V77H174ZM179 78H177V79H179ZM204 78H206V77L204 76ZM212 78H215V77H212ZM219 78H220V77H218V79H219ZM34 79H35V78H34ZM141 79H142V78H141ZM147 79L149 80L150 78H147ZM155 79H156V78H155ZM158 79H160V78H158ZM162 79H164V78H162ZM193 79H194V78H193ZM196 79H197V78H196ZM234 79H235V78H234ZM89 80H90V79H89ZM118 80H119V79H118ZM118 80H117V81H118ZM125 80H126V79H125ZM128 80H129V79H128ZM128 80H127V81H128ZM136 80H137V78H136ZM136 80H135V81H136ZM145 80H146V79H145ZM150 80H151V79H150ZM152 80H154V79H152ZM183 80L185 81V78H184ZM186 80H187V79H186ZM207 80H208V79H207ZM235 80H236V79H235ZM107 81H108V80H107ZM107 81H106V83H107ZM122 81H123V80H122ZM130 81H132V80H130ZM163 81H164V80H163ZM163 81H162V82H163ZM184 81H183V82H184ZM187 81H188V80H187ZM212 81H213V80H212ZM212 81H211V82H212ZM86 82H87V81H86ZM114 82H115V81H114ZM124 82H125V81H124ZM124 82H123V83H124ZM147 82H149V81H147ZM164 82H165V81H164ZM166 82H168V80H167ZM170 82H171V81H170ZM170 82H169V83H170ZM175 82H176V80H175ZM192 82H193V81H192ZM130 83H131V82H130ZM132 83H133V82H132ZM132 83H131V84H132ZM157 83H158V82H157ZM171 83H172V82H171ZM189 83H190V81H189ZM200 83H201V82H200ZM206 83H207V82H206ZM208 83H209V81H208ZM212 83H213V82H212ZM217 83H218V82H217ZM227 83H228V80H227ZM240 83H241V82H240ZM39 84H42V83H39ZM85 84H86V83H85ZM109 84H110V83H109ZM113 84H114V83H113ZM113 84H112V85H113ZM125 84H126V83H125ZM135 84H136V83H135ZM135 84H134V85H135ZM137 84H138V83H137ZM150 84H151V83H150ZM150 84H149V85H150ZM155 84H156V83H155ZM155 84H153V85H155ZM164 84H165V83H164ZM179 84H180V83H179ZM187 84H188V83H187ZM196 84H197V83H196ZM203 84H204V83H203ZM203 84H202V85H203ZM209 84H210V83H209ZM209 84H208V85H209ZM224 84H225V83H224ZM244 84H245V81H244ZM42 85H43V84H42ZM45 85H47V84H45ZM48 85H51V84L48 83ZM105 85H106V84H105ZM110 85H111V84H110ZM117 85H118V84H117ZM139 85H140V84H139ZM144 85H145V84H144ZM144 85H143V86H144ZM156 85H157V84H156ZM162 85H163V84H162ZM166 85H167V84H166ZM202 85H201L200 87H202ZM204 85H205V84H204ZM43 86H44V85H43ZM55 86H56V84H55ZM102 86H103V85H102ZM102 86H101V87H102ZM122 86H123V85H122ZM127 86H128V84H127ZM129 86H130V85H129ZM163 86H164V85H163ZM172 86H173V85H172ZM176 86H177V85H176ZM176 86H175V87H176ZM183 86H186V85H183ZM189 86H191V84H189ZM232 86H233V85H232ZM245 86H246V85H245ZM247 86H248V85H247ZM108 87H111V86H108ZM141 87H142V86H141ZM168 87H169V85H168ZM204 87H205V86H204ZM206 87H207V85H206ZM214 87H215V86H214ZM223 87H224V86H223ZM228 87H231V86H228ZM106 88H107V87H106ZM124 88H125V87H124ZM136 88H137V87H136ZM159 88H160V87H159ZM159 88H158V89H159ZM169 88H170V87H169ZM207 88H209V87H207ZM219 88H220V87H219ZM219 88H218V89H219ZM226 88H227V87H226ZM94 89H95V91H96V88H94ZM100 89H101V88H100ZM151 89H152V88H151ZM158 89H157V90H158ZM165 89H166V87H165ZM167 89H168V88H167ZM172 89H173V88H172ZM187 89H188V88H187ZM203 89H204V88H203ZM205 89H206V88H205ZM205 89H204V90H205ZM222 89H223V88H222ZM222 89H220V90H222ZM227 89H228V88H227ZM234 89H235V88H234ZM61 90H62V89H61ZM64 90H65V89H64ZM131 90H132V89H131ZM137 90H138V89H137ZM147 90H148V89H147ZM153 90H154V89H153ZM157 90H156V91H157ZM170 90H171V89H170ZM173 90H174V89H173ZM183 90H184V89H183ZM185 90H186V89H185ZM191 90H192V89H191ZM193 90H194V89H193ZM211 90H213V89H211ZM211 90H210V91H211ZM223 90L225 91V89H223ZM230 90H232V89H230ZM62 91H63V90H62ZM65 91H66V90H65ZM67 91H68V89H67ZM100 91H101V90H100ZM102 91H103V90H102ZM109 91H110V90H109ZM120 91H121V90H120ZM132 91H134V90H132ZM132 91H131V92H132ZM138 91H139V90H138ZM165 91H166V90H165ZM196 91H198V90H196ZM199 91H200V90H199ZM201 91H202V89H201ZM232 91H233V90H232ZM236 91H238V90L236 89ZM245 91H246V90H245ZM97 92H98V91H97ZM151 92H152V91H151ZM151 92H150V93H151ZM166 92H167V91H166ZM166 92H165V93H166ZM173 92H174V91H173ZM182 92H183V91H182ZM184 92H185V91H184ZM193 92H194V91H193ZM222 92H223V91H222ZM10 93H11V91H10ZM30 93H31V92H30ZM93 93H94V92H93ZM95 93H96V92H95ZM112 93H113V90H112ZM112 93H111V94L109 93L110 96L112 95ZM118 93H119V92H118ZM134 93H135V92H134ZM150 93H149V94H150ZM157 93H158V92H157ZM174 93H175V92H174ZM176 93H177V91H176ZM213 93H214V92H213ZM244 93H245V95H246V92H244ZM17 94H18V93H17ZM23 94H24V93H23ZM46 94H47V93H46ZM48 94H49V93H48ZM66 94H68V93H66ZM69 94H70V93H69ZM69 94H68V95H69ZM99 94H100V93H97V95H99ZM126 94H127V93H126ZM143 94H144V93H143ZM205 94H206V93H205ZM209 94H210V93H209ZM215 94H218V93H215ZM215 94H214V95H215ZM220 94H221V93H220ZM229 94L231 95V93H229ZM19 95H20V94H19ZM28 95H29V94H28ZM28 95H27V96H28ZM37 95H38V94H37ZM90 95H91V94H90ZM93 95H94V94H93ZM103 95H104V94H103ZM105 95H107V97H108V94H106V92H105ZM155 95H156V94H155ZM155 95H153V96H155ZM159 95H160V94H159ZM162 95H163V94H162ZM171 95H172V94H171ZM171 95H170V96H171ZM179 95H180V94H179ZM181 95H183V94L181 93ZM197 95H199V94H197ZM211 95H213V94H211ZM221 95H225V93H224V94H221ZM221 95H220V96H221ZM12 96H13V95H12ZM85 96H87V95H85ZM113 96H114V93H113ZM123 96H124V95H123ZM135 96H136V95H135ZM140 96H142V95H140ZM236 96H237V95H236ZM238 96H240V95H238ZM7 97H8V96H7ZM7 97H6L5 99H7ZM33 97H34V94H33ZM89 97H91V96H89ZM95 97H96V96H95ZM100 97H101V95H100ZM118 97H119V99H121L120 96H118ZM142 97H143V96H142ZM183 97L185 98V96H183ZM186 97H187V96H186ZM191 97H192V96H191ZM196 97H197V96H196ZM204 97H206V96H204ZM207 97H208V96H207ZM229 97H230V96H229ZM231 97H232V96H231ZM233 97H234V96H233ZM233 97H232V98H233ZM242 97H243V96H242ZM251 97H252V96H251ZM251 97H250V98H251ZM263 97H264V96H263ZM31 98H32V96H31ZM51 98H52V97H51ZM93 98H94V96H93ZM103 98H104V97H103ZM122 98H123V97H122ZM128 98H129V97H128ZM143 98H144V97H143ZM145 98H146V97H145ZM161 98H163V97H161ZM168 98H169V97H167V99H168ZM181 98H182V97H181ZM181 98H180V99H181ZM184 98H183V100H184ZM200 98H201V97H200ZM209 98H210V97H209ZM220 98H221V97H220ZM246 98H247V97H246ZM28 99H29V98H28ZM40 99H41V97H40ZM47 99H48V98H47ZM47 99H46V100H47ZM94 99H95V98H94ZM94 99H92V100H94ZM124 99H125V98H124ZM134 99H135V98H134ZM137 99H138V98H137ZM146 99H147V98H146ZM169 99H170V98H169ZM174 99H175V98H174ZM180 99H179V100H180ZM189 99H190V98H189ZM189 99H188V100H189ZM194 99H195V97H194ZM207 99H208V98H207ZM207 99H205V100H207ZM214 99H215V98H214ZM216 99H219V98H217V96H216ZM235 99H236V98H235ZM235 99H234V100H235ZM252 99H253V98H252ZM252 99H251L250 101H252ZM35 100H36V99H35ZM38 100H39V99H38ZM46 100H45L44 102L47 103L48 101H46ZM52 100H53V99H52ZM80 100H81V99H80ZM84 100H85V99H84ZM99 100H100V99H99ZM121 100H123V99H121ZM127 100H128V99H127ZM135 100H136V99H135ZM153 100H154V99H153ZM181 100H182V99H181ZM191 100H192V99H191ZM191 100H190V101H191ZM201 100H202V99H201ZM205 100H202V103H204L203 101H205ZM208 100H209V99H208ZM208 100H207V101H208ZM211 100H212V99H211ZM221 100H222V98H221ZM226 100L228 101L229 99H227V97H226ZM2 101H3V100H2ZM13 101H14V100H13ZM13 101H12V102H13ZM33 101H34V99H33ZM82 101H83V100H82ZM100 101H103V100H100ZM110 101H111V100H110ZM115 101H116V99H115ZM119 101H120V100H119ZM136 101H137V100H136ZM136 101H135V104H136ZM148 101L151 103L150 99H149ZM164 101H165V100H164ZM169 101H170V100H169ZM172 101L174 102V100H172ZM198 101H199V100H198ZM209 101H210V100H209ZM209 101H208V102H209ZM212 101H213V100H212ZM215 101H216V100H215ZM230 101H231V100H230ZM230 101H229V102H230ZM232 101H233V99H232ZM232 101H231V102H232ZM236 101H237V99H236ZM261 101H263V100H261ZM10 102H11V101H10ZM15 102H17V101L15 100ZM34 102H35V101H34ZM34 102H33V103H34ZM51 102H52V101H51ZM51 102H48V103L51 104ZM103 102H104V101H103ZM116 102H117V101H116ZM121 102H122V101H121ZM143 102H145V101L143 100ZM143 102H142V103H143ZM153 102H154V101H153ZM159 102H160V101H159ZM175 102H176V101H175ZM200 102H201V101H200ZM210 102H211V101H210ZM239 102H241V101H239ZM259 102H260V101H259ZM2 103H3V102H2ZM18 103H19V101H18ZM33 103H32V104H33ZM35 103H36V102H35ZM46 103H45V106H46ZM81 103H82V102H81ZM96 103H97V102H96ZM98 103H100V102H98ZM98 103H97V104H98ZM101 103H102V102H101ZM118 103H119V102H118ZM126 103H128V102H126ZM132 103H133V102H132ZM140 103H141V102H140ZM178 103H179V102H178ZM181 103H182V101H181ZM184 103H185V102H184ZM186 103H187V102H186ZM190 103H191V102H190ZM195 103H197V102H195ZM215 103H216V102H215ZM218 103H219V102H218ZM221 103H222V102H221ZM234 103H235V102L233 101V104H234ZM236 103H237V102H236ZM241 103H242V102H241ZM248 103H249V101H248ZM248 103H246V104H248ZM257 103H258V102H257ZM9 104H11V103H9ZM13 104H15V103L13 102ZM16 104H17V103H16ZM20 104H21V103H20ZM26 104H28V102H26ZM40 104H41V103H40ZM50 104H49V105H50ZM55 104H56V103H55ZM66 104H67V103H66ZM68 104H69V103H68ZM78 104H79V103H78ZM90 104H91V103H90ZM103 104H105V103H103ZM103 104H102V105H103ZM106 104H107V103H106ZM121 104H122V103H121ZM147 104H148V103H147ZM153 104H154V103H153ZM188 104H189V103H188ZM210 104H211V103H210ZM213 104H214V103H213ZM223 104H224V103H223ZM227 104H228V103H227ZM18 105H19V104H18ZM22 105H23V104H22ZM53 105H54V104H53ZM61 105H62V104H61ZM82 105H83V104H82ZM82 105H81V106H82ZM98 105H99V104H98ZM102 105H101V106H102ZM107 105H108V104H107ZM145 105H146V104H145ZM148 105H149V104H148ZM158 105H160V104H158ZM162 105H163V104H162ZM164 105H165V104H164ZM168 105H169V103H168ZM172 105H173V104H172ZM189 105H190V104H189ZM192 105H193V102H192ZM198 105H200V104H198ZM225 105H226V104H225ZM225 105H224V106H225ZM231 105H232V104H231ZM240 105H242V104H240ZM0 106H1V101H0ZM2 106H3V105H2ZM19 106H21V105H19ZM31 106H32V105H31ZM36 106H37V104H35V108H36ZM38 106H39V105H38ZM40 106H42V105H40ZM58 106H59V105H58ZM67 106H68V108H69V105H67ZM67 106H66V107H67ZM101 106H100V107H101ZM103 106H104V105H103ZM115 106H116V105H115ZM142 106H143V105H142ZM142 106H141V107H142ZM166 106H167V104H166ZM178 106H180V105H178ZM194 106H195V105H194ZM206 106H207V105H206ZM211 106H212V105H211ZM214 106H216V105H214ZM237 106H239V105H237ZM237 106H236V107H237ZM245 106H246V105H244V107H245ZM248 106H249V105H248ZM8 107H9V105H8ZM12 107H13V106H11V108H12ZM29 107H30V105H29ZM32 107H33V106H32ZM42 107H43V106H42ZM52 107H53V106H52ZM77 107H78V106H77ZM87 107H89V106H87ZM104 107H106V106H104ZM118 107H119V106H118ZM125 107H126V106H125ZM135 107H136V106H135ZM144 107H145V106H144ZM162 107H164V106H162ZM172 107H173V106H172ZM192 107H193V106H192ZM192 107H191V108H192ZM204 107H205V106H204ZM204 107H203V108H204ZM218 107H219V106H218ZM230 107H231V106H230ZM233 107H235V106H233ZM233 107H232V108H233ZM261 107H262V106H261ZM1 108H2V107H1ZM6 108H7V107H6ZM9 108H10V107H9ZM14 108H16V107H14ZM19 108H20V107H19ZM21 108H22V107H21ZM21 108H20V109H21ZM30 108H31V107H30ZM33 108H34V107H33ZM33 108H32V109H33ZM40 108H41V107H40ZM40 108H39V111H40ZM55 108H57V107H55ZM68 108H67V109H68ZM71 108H72V107H70V109H71ZM73 108H74V107H73ZM82 108H83V107H82ZM82 108H81V109H82ZM94 108H95V107H94ZM102 108H103V107H102ZM110 108H111V106H110ZM131 108H132V107H131ZM137 108H138V107H137ZM153 108H154V107H153ZM153 108H152V106H151V110H152ZM157 108H158V107H157ZM164 108H165V107H164ZM173 108H174V107H173ZM178 108H179V107H178ZM189 108H190V107H189ZM197 108H198V107H197ZM199 108H201V107H199ZM199 108H198V110H199ZM219 108H220V107H219ZM222 108H223V106H222ZM4 109H5V108H4ZM4 109H3V110H4ZM17 109H18V108H17ZM26 109H27V108H26ZM26 109H25L24 112H27ZM32 109H31V110H32ZM37 109H38V107H37ZM74 109H76V105H75V108H74ZM105 109H106V108H104V110H105ZM116 109H117V108H116ZM159 109H160V108H159ZM161 109H162V108H161ZM193 109H194V108H193ZM215 109H216V107H215ZM227 109H228V108H227ZM241 109H242V108H241ZM253 109H254V108H253ZM262 109H263V108H262ZM12 110H14V109H12ZM18 110H19V109H18ZM22 110H23V109H22ZM34 110L36 111V109H34ZM43 110H45V112H46L47 110H49V108H47V110H46V108L43 109ZM53 110H55V109H53ZM93 110H94V109H93ZM107 110H108V109H107ZM113 110H114V109H113ZM118 110H119V109H118ZM134 110H135V109H134ZM136 110H137V109H136ZM156 110H157V109H156ZM164 110H165V109H164ZM187 110H188V109H187ZM213 110H214V109H213ZM225 110H226V109H225ZM254 110H255V109H254ZM1 111H2V110H1ZM4 111H5V110H4ZM14 111L16 112L17 110H14ZM14 111H11V112H14ZM39 111H38V112H39ZM68 111H69V110H68ZM68 111H66V112H68ZM80 111H81V110H80ZM96 111H97V110H96ZM111 111H112V110H111ZM119 111H120V110H119ZM126 111H127V110H126ZM128 111H129V110H128ZM139 111H140V110H138V112H139ZM158 111H159V110H158ZM165 111H166V110H165ZM179 111H184V109H183V110H179ZM185 111H186V110H185ZM192 111H193V110H192ZM201 111H202V109H201ZM238 111H239V110H238ZM249 111H250V110H249ZM7 112H9V109H8ZM22 112H23V111H22ZM28 112H29V111H28ZM32 112H33V110H32ZM36 112H37V111H36ZM51 112H52V111H51ZM59 112H60V111H59ZM71 112H73V111H71ZM82 112H84V111L82 110V111H81V114H82ZM87 112H90V111H87ZM94 112H95V110H94ZM99 112H100V111H99ZM105 112H106V111H105ZM122 112H123V111H122ZM141 112H142V111H141ZM141 112H140V113H141ZM144 112H145V111H144ZM153 112H154V111H153ZM153 112H152V113H153ZM172 112H173V111H172ZM187 112H188V111H187ZM187 112H185V113L187 114ZM202 112H203V111H202ZM202 112H201V113H202ZM216 112H217V111H216ZM235 112H236V111H235ZM235 112H234V114H235ZM247 112H248V111H247ZM29 113H30V112H29ZM41 113H42V112H41ZM46 113L49 114V112H46ZM63 113H64V112H63ZM75 113H76V111H75ZM100 113H101V112H100ZM109 113H110V112H109ZM131 113H133V112L131 111ZM150 113H151V112H150ZM155 113H156V112H155ZM158 113H159V112H158ZM160 113H161V112H160ZM192 113H193V112H192ZM196 113H197V112H196ZM196 113H195V114H196ZM220 113H222V112H220ZM249 113H250V112H249ZM252 113H253V112H252ZM260 113H261V110H260ZM260 113H259V115H260ZM0 114H1V112H0ZM2 114H3V113H2ZM4 114H6V113H4ZM13 114H15V113H13ZM31 114H32V113H31ZM34 114H35V113H34ZM67 114H68V113H67ZM70 114H71V113H70ZM77 114H79V112H78ZM83 114H85V112H84ZM86 114H87V113H86ZM123 114H124V113H123ZM123 114H121V115H123ZM129 114H130V113H129ZM135 114H136V113H135ZM137 114H139V113H137ZM141 114L143 115V113H141ZM156 114H157V113H156ZM177 114H178V113H177ZM204 114H205V113H204ZM236 114H237V113H236ZM255 114H256V113H255ZM26 115H28V114L26 113ZM32 115H33V114H32ZM32 115H31V116H32ZM36 115H37V114H36ZM40 115H42V114H40ZM130 115H131V114H130ZM158 115H159V114H158ZM158 115H157V116H158ZM164 115H165V114H164ZM182 115H183V114H182ZM217 115H218V114H217ZM220 115H221V114H220ZM231 115H232V114H231ZM250 115H251V114H250ZM252 115H253V114H252ZM2 116H4V115H2ZM8 116H10V115H8ZM20 116H21V115H20ZM20 116H19V117H20ZM44 116H45V115H44ZM58 116H59V115H58ZM63 116H64V115H63ZM68 116H69V115H68ZM71 116H72V115H71ZM111 116H112V115H111ZM119 116H120V115H119ZM134 116H135V115H134ZM136 116H137V115H136ZM138 116H140V115H138ZM144 116H145V115H144ZM148 116H149V115H148ZM160 116H161V115H160ZM167 116H169V115H167ZM173 116L175 117L174 114H173ZM177 116H178V115H177ZM184 116H185V115H184ZM192 116H194V115H192ZM261 116H262V115H261ZM0 117H1V116H0ZM34 117H36V116H34ZM38 117H39V116H38ZM50 117H51V116H50ZM54 117H55V116H54ZM56 117H57V115H56ZM82 117H83V116H82ZM115 117H116V116H115ZM132 117H133V116H132ZM140 117H141V116H140ZM150 117H151V116H150ZM161 117H162V116H161ZM178 117H179V116H178ZM203 117H204V116H203ZM1 118H2V117H1ZM4 118H5V117H4ZM15 118H17V117L15 116ZM20 118H21V117H20ZM20 118H19V119H20ZM28 118H29V117H28ZM31 118H33V117H31ZM40 118H41V117H39V119H40ZM63 118H64V117H63ZM65 118H66V117H65ZM102 118H103V117H102ZM117 118H118V117H117ZM124 118H125V117H124ZM142 118H143V117H142ZM148 118H149V117H148ZM148 118H147V119H148ZM152 118H153V117H152ZM165 118H166V116H165ZM165 118H164V119H165ZM185 118H186V117H185ZM199 118H200V117H199ZM214 118H216V117H214ZM245 118H246V117H245ZM260 118H261V117H260ZM262 118H263V117H262ZM5 119H6V118H5ZM8 119H9V117H8ZM8 119H7V120H8ZM21 119H22V118H21ZM36 119H37V117H36ZM55 119H56V118H55ZM57 119H58V118H57ZM71 119H72V118H71ZM82 119H83V118H82ZM100 119H101V118H100ZM132 119H133V118H132ZM134 119H135V118H134ZM138 119H139V117H138ZM167 119H168V118H167ZM171 119L174 120V118H171ZM171 119H170V121H171ZM208 119H209V118H207V120H208ZM212 119H213V118H212ZM229 119H230V118H229ZM243 119H244V118H243ZM255 119H256V118H255ZM263 119H264V118H263ZM3 120H4V119H3ZM17 120H18V118H17ZM34 120H35V119H34ZM52 120H53V119H52ZM59 120H60V119H59ZM69 120H70V119H69ZM73 120H74V119H73ZM88 120H90V119H88ZM93 120H94V119H93ZM104 120H105V119H104ZM111 120H112V119H111ZM142 120H143V119H142ZM155 120H156V119H155ZM158 120H159V119H158ZM187 120H188V119H187ZM201 120H202V119H201ZM205 120H206V119H205ZM231 120H232V119H231ZM246 120H247V119H246ZM261 120H262V119H261ZM19 121H20V120H19ZM29 121H30V120H29ZM36 121H37V120H36ZM55 121H56V120H55ZM78 121H79V120H78ZM81 121H82V120H81ZM116 121H117V120H114V122H116ZM118 121H119V119H118ZM135 121H136V120H135ZM152 121H153V120H152ZM170 121H169V122H170ZM176 121H177V120H176ZM178 121H180V120H178ZM188 121H189V120H188ZM199 121H200V120H199ZM237 121H238V120H237ZM242 121H243V120H242ZM250 121H251V120H250ZM254 121L256 122V121H258V120H254ZM1 122H2V121H1ZM20 122H21V124H22V121H20ZM32 122H33V120H32ZM49 122H50V121H49ZM51 122H52V121H51ZM74 122H75V121H74ZM99 122H100V121H99ZM103 122H104V121L102 120V123H103ZM119 122H120V121H119ZM121 122H122V121H121ZM136 122H137V121H136ZM140 122H141V121H140ZM149 122H150V121H149ZM164 122H165V120H164ZM169 122H168V123H169ZM197 122H198V121H197ZM200 122H201V121H200ZM259 122H260V121H259ZM6 123H7V122H6ZM24 123H25V122H23V124H24ZM28 123H29V122H28ZM37 123H38V122H37ZM55 123H56V122H55ZM62 123H63V122H62ZM70 123H71V122H70ZM75 123H76V122H75ZM75 123H74V124H75ZM82 123H84V122H82ZM91 123H92V122H91ZM91 123L89 122V126L92 125ZM104 123H105V122H104ZM124 123H125V121H124ZM124 123H123V124H124ZM128 123H129V121H128ZM191 123H192V122H191ZM193 123H195V122H193ZM198 123H199V122H198ZM251 123H252V122H251ZM30 124H31V123H30ZM74 124H73L72 126H74ZM98 124H101V122L98 123ZM116 124H117V123H116ZM116 124H115V125H116ZM136 124H137V123H136ZM140 124H141V123H140ZM142 124H143V123H142ZM145 124H146V123H145ZM158 124H159V122H158ZM186 124H187V123H186ZM238 124H239V123H238ZM244 124H245V123H244ZM244 124H243V125H244ZM9 125H11L10 122L8 123V126H9ZM25 125H26V124H25ZM28 125H29V124H28ZM36 125H37V124H36ZM38 125H39V124H38ZM64 125H66V124H64ZM67 125H69V122H68ZM86 125H87V124H86ZM93 125H94V124H93ZM111 125H112V124H111ZM115 125H114V126H115ZM160 125H161V123H160ZM165 125H166V123H165ZM169 125H170V124H169ZM199 125H200V124H199ZM221 125H222V124H221ZM223 125H224V124H223ZM223 125H222V127H223ZM239 125H240V124H239ZM246 125H247V123H246ZM51 126H53V125H51ZM56 126H57V124H56ZM58 126H59V125H58ZM60 126H61V125H60ZM60 126H59L58 128H60ZM69 126H70V125H69ZM131 126H133L132 123H131ZM140 126H141V125H140ZM145 126H146V125H145ZM151 126H152V124H151ZM153 126H154V125H153ZM155 126H157V124H156ZM178 126H179V125H178ZM208 126H209V125H208ZM218 126H219V125H218ZM252 126H253V125H252ZM2 127H3V126H2ZM22 127H23V126H22ZM36 127H38V126H36ZM76 127H77V126H76ZM87 127H88V126H87ZM111 127H112V126H111ZM116 127H117V126H116ZM125 127H126V126H125ZM133 127H135V126H133ZM137 127H138V126H137ZM168 127H169V126H168ZM171 127H172V126H171ZM183 127H184V126H183ZM187 127H188V126H187ZM199 127H200V126H199ZM220 127H221V126H220ZM241 127H242V126H241ZM250 127H251V126H250ZM255 127H256V126H255ZM12 128H13V127H12ZM12 128H11V129H12ZM44 128H45V127H44ZM46 128H47V126H46ZM71 128H72V127H71ZM84 128H86V127H84ZM122 128H123V127H122ZM127 128H128V126H127ZM138 128H139V127H138ZM143 128H144V126H143ZM159 128H160V127H159ZM164 128H166V127H164ZM207 128H208V127H207ZM229 128H230V127H228V129H229ZM239 128H240V127H239ZM262 128H263V127H262ZM3 129H4V128H3ZM18 129H19V128H18ZM25 129H27V128H25ZM34 129H35V128H34ZM62 129H63V128H62ZM73 129H74V128H72V130H73ZM80 129H81V127H80ZM124 129H126V128H124ZM169 129H170V128H169ZM204 129H205V128H204ZM240 129H241V128H240ZM254 129H255V128H254ZM254 129H253V130H254ZM259 129H260V128H259ZM38 130H40V129H38ZM43 130H44V129H43ZM43 130H40V131H43ZM54 130H55V129H54ZM60 130H61V129H60ZM64 130H65V129H64ZM75 130H76V129H75ZM99 130H100V129H99ZM102 130H103V129H102ZM127 130H128V129H127ZM141 130H142V129H141ZM144 130H145V129H144ZM146 130H147V129H146ZM157 130H158V129H157ZM211 130H212V129H211ZM236 130H237V129H236ZM253 130H252V132H253ZM255 130H256V129H255ZM13 131L16 132V129L14 130V128H13ZM17 131H18V130H17ZM21 131H22V130H21ZM23 131H24V130H23ZM25 131H26V130H25ZM27 131H28V130H27ZM29 131H30V130H29ZM31 131H32V130H31ZM40 131H39V132H40ZM44 131H45V130H44ZM58 131H59V130H57V133H58ZM85 131H86V130H85ZM87 131H88V130H87ZM90 131H91V130H90ZM90 131H89V132H90ZM96 131H97V130H96ZM113 131H114V130H113ZM113 131H111V132H113ZM119 131H120V130H119ZM121 131H122V130H121ZM128 131H129V130H128ZM161 131H162V128H161ZM196 131H197V130H196ZM200 131H201V130H200ZM214 131H215V130H214ZM214 131H211V132H214ZM0 132H1V130H0ZM15 132H14V133H15ZM35 132H36V131H35ZM55 132H56V131H53V133H55ZM62 132H63V131H62ZM77 132H78V131H77ZM99 132H100V131H99ZM102 132H103V131H102ZM105 132H106V131H105ZM123 132H126V131L123 130ZM148 132H149V130H148ZM219 132H220V131H219ZM234 132H235V131H234ZM237 132H239V130H238ZM242 132H243V131H242ZM244 132H245V130H244ZM248 132H249V131H248ZM259 132H260V131H259ZM19 133H21V132H19ZM26 133H27V132H26ZM32 133H33V132H32ZM37 133H38V132H37ZM49 133H50V132H49ZM59 133H60V132H59ZM64 133H65V132H64ZM67 133H68V132H67ZM69 133H70V132H69ZM79 133H80V132H79ZM84 133H85V132H84ZM87 133H88V132H87ZM93 133H94V130H93ZM106 133H109V132H106ZM106 133H105V134H106ZM128 133H129V132H128ZM141 133H142V132H141ZM155 133H156V132H155ZM168 133H169V132H168ZM174 133H176V132H174ZM198 133H199V132H198ZM207 133H208V132H207ZM207 133H206V134H207ZM214 133H215V132H214ZM223 133H224V132H223ZM260 133H261V132H260ZM260 133H258V134L260 135ZM23 134H25V133H23ZM33 134H34V133H33ZM65 134H66V133H65ZM81 134H82V133H81ZM81 134H80V137L82 136ZM89 134H90V133H89ZM101 134H102V133H101ZM111 134H112V133H111ZM111 134H110V135H111ZM120 134H121V133H120ZM148 134H150V133H148ZM153 134H154V133H152V135H153ZM156 134H157V133H156ZM162 134H163V133H162ZM206 134H205V135H206ZM216 134H217V133H216ZM234 134H235V133H234ZM256 134H257V133H256ZM16 135H17V134H16ZM16 135H15V136H16ZM21 135H22V134H21ZM27 135H28V134H27ZM29 135H30V134H29ZM38 135H39V134H38ZM69 135L71 136V134H69ZM78 135H79V134H78ZM98 135H99V134H98ZM102 135H103V134H102ZM141 135H142V134H141ZM145 135H146V134H145ZM180 135H181V134H180ZM196 135H197V134H196ZM232 135H233V134H232ZM11 136H12V135H11ZM13 136H14V135H13ZM32 136H33V135H32ZM56 136H57V135H56ZM123 136H124V135H123ZM138 136H139V135H138ZM143 136H144V135H143ZM143 136H142V137H143ZM156 136H157V135H156ZM156 136H155V137H156ZM187 136H188V135H187ZM194 136H195V135H194ZM202 136H203V135H202ZM206 136H207V135H206ZM223 136H224V135H223ZM244 136H245V135H244ZM253 136H254V135H253ZM255 136H256V135H255ZM16 137H17V136H16ZM20 137H23V136H20ZM20 137H19V138H20ZM35 137H36V135H35ZM35 137H33V139H34ZM43 137H44V136H43ZM51 137H52V136H51ZM63 137H64V136H63ZM63 137H61V138H63ZM68 137H69V136H68ZM68 137H67V138H68ZM72 137H73V136H72ZM72 137H71V138H72ZM82 137H83V136H82ZM86 137H87V136H86ZM104 137H106V136H104ZM111 137H113V136H111ZM115 137H116V136H115ZM115 137H114V138H115ZM124 137H125V136H124ZM127 137H128V136H127ZM131 137H132V136H131ZM131 137H130V138H131ZM142 137H141V139H142ZM149 137H150V136H149ZM149 137H147V138H149ZM153 137H154V136H153ZM163 137H164V136H163ZM190 137H191V136H190ZM196 137H197V136H196ZM196 137H195V138H196ZM199 137H200V136H199ZM217 137H218V136H217ZM238 137H239V135H238ZM241 137H242V135H241ZM241 137H239V138H241ZM246 137H247V136H246ZM248 137H249V135H248ZM251 137H252V136H251ZM29 138H30V137H29ZM37 138H38V136L36 137V139H37ZM57 138H58V137H57ZM73 138H74V137H73ZM75 138H77V137L75 136ZM107 138H108V137H107ZM118 138H119V137H118ZM156 138H157V137H156ZM181 138H182V137H181ZM191 138H192V137H191ZM211 138H213V136H212ZM219 138H220V137H219ZM229 138H230V137H229ZM234 138H235V137H234ZM20 139H21V138H20ZM36 139H35V140H36ZM54 139H55V138H54ZM78 139H79V138H78ZM80 139H82V138H80ZM83 139H84V138H83ZM87 139H88V138H87ZM115 139H116V138H115ZM143 139H144V138H143ZM143 139H142V140H143ZM149 139H151V138H149ZM164 139H166V138H164ZM193 139H194V138H193ZM198 139H199V138H198ZM214 139H215V138H214ZM224 139H225V138H224ZM242 139H243V137L241 138V140H242ZM247 139H248V138H246V140H247ZM249 139H250V137H249ZM18 140H19V139H18ZM21 140H22V139H21ZM23 140H24V137H23ZM37 140H38V139H37ZM39 140H40V139H39ZM45 140H46V138H45ZM61 140H62V139H60V141H61ZM64 140H65V139H64ZM66 140H67V139H66ZM71 140H72V139H71ZM84 140H85V139H84ZM92 140H93V139H92ZM112 140H114V139H112ZM126 140H127V138H126ZM196 140H197V139H196ZM196 140H195V141H196ZM205 140H206V138H205ZM208 140H209V139H208ZM215 140H216V139H215ZM226 140H228V139H226ZM9 141H12V140H9ZM54 141H55V140H54ZM67 141H68V140H67ZM99 141H100V140H99ZM124 141H125V140H124ZM144 141H145V140H144ZM146 141H147V140H146ZM151 141H153V139H152ZM169 141H170V140H169ZM174 141H175V140H174ZM176 141H177V140H176ZM180 141H181V140H180ZM182 141H183V140H182ZM182 141H181V142H182ZM192 141H193V140H192ZM203 141H204V140H203ZM243 141H244V139H243ZM2 142H5V141H2ZM62 142H63V141H62ZM69 142H70V141H69ZM69 142H67V143H69ZM81 142H82V141H81ZM88 142H89V141H88ZM94 142H95V141H94ZM106 142H107V141H106ZM117 142H118V141H117ZM119 142H121V141H119ZM130 142H131V141H130ZM134 142H135V141H134ZM156 142H157V141H156ZM181 142H180V143H181ZM185 142H186V140H185ZM187 142H188V141H187ZM219 142H220V141H219ZM245 142H246V141H245ZM6 143H7V142H6ZM9 143H10V142H9ZM14 143H15V142H14ZM19 143H20V142H19ZM31 143H32V142H30V144H31ZM33 143H34V142H33ZM33 143H32L31 145H33ZM37 143H38V142H37ZM73 143H74V142H73ZM82 143H83V142H82ZM85 143H86V141H85ZM90 143H91V142H90ZM108 143H110V141H109ZM113 143H114V142H113ZM145 143H146V142H145ZM177 143H178V142H177ZM221 143H223V142H221ZM241 143H242V142H241ZM11 144H12V143H11ZM43 144H44V143H43ZM56 144H57V143H56ZM78 144H79V143H78ZM102 144H103V142H102ZM104 144H105V143H104ZM117 144H118V143H117ZM120 144H121V143H120ZM157 144H159V143H157ZM162 144H163V143H162ZM169 144H170V142H169ZM173 144H174V143H173ZM201 144H203V143H201ZM9 145H10V144H9ZM9 145H8V146H9ZM23 145H24V144H23ZM28 145H29V144H28ZM39 145H40V144H39ZM61 145H62V144H61ZM72 145H73V144H72ZM74 145H75V144H74ZM74 145H73V147H74ZM89 145H90V144H89ZM107 145H108V144H107ZM115 145H116V144H115ZM122 145H124V144H122ZM127 145H128V144H127ZM160 145H161V144H160ZM195 145H196V144H195ZM205 145H206V144H205ZM217 145H218V144H217ZM220 145H221V144H220ZM238 145H239V144H238ZM240 145H241V144H240ZM46 146H47V145H46ZM53 146H54V145H53ZM94 146H95V145H94ZM99 146H100V145H99ZM112 146H113V145H112ZM131 146H132V144H131ZM147 146H148V145H147ZM161 146H162V145H161ZM167 146H168V145H167ZM183 146H184V145H183ZM200 146H201V145H200ZM214 146H215V145H214ZM222 146H223V144H222ZM233 146H234V145H233ZM235 146H236V144H235ZM235 146H234V147H235ZM263 146H264V145H263ZM30 147H31V146H30ZM32 147H33V146H32ZM35 147H36V146H35ZM42 147H44V146H41L40 149H41ZM77 147H79V146L77 145ZM85 147H86V146H85ZM101 147H102V146H101ZM107 147H108V146H107ZM134 147H135V146H134ZM134 147H133V148H134ZM140 147H141V145H140ZM140 147H138V148L140 149ZM152 147H153V146H152ZM170 147H171V146H170ZM218 147H219V146H218ZM230 147H231V146H230ZM234 147H233V148H234ZM12 148H13V147H12ZM28 148H29V147H28ZM36 148H37V147H36ZM67 148H68V147H67ZM74 148H75V147H74ZM89 148H90V147H89ZM121 148H122V147H121ZM129 148H130V147H129ZM136 148H137V147H136ZM141 148H142V147H141ZM149 148H151V147H149ZM157 148H158V147H157ZM161 148H162V147H161ZM177 148H178V147H177ZM187 148H188V147H187ZM189 148H190V147H189ZM191 148H192V147H191ZM194 148H195V146H194ZM194 148H193V149H194ZM34 149H35V148H34ZM60 149H63V147H62V148L60 147ZM81 149H82V148H81ZM105 149H106V148H105ZM115 149H117V148L115 147ZM123 149H124V147H123ZM163 149H164V148H163ZM168 149H169V148H168ZM193 149H192V150H193ZM202 149H203V148H202ZM208 149H209V147H208ZM208 149L206 148L205 150H208ZM223 149H224V148H223ZM226 149H227V148H226ZM263 149H264V148H263ZM9 150H10V149L7 150V146L5 147V146L3 145V143L0 144V169L3 171V174H4L5 176H7V178H8V175H9V177H10V174H13V173L16 172V171H17V172H20V173L23 174V175L20 176V177H24L25 179H28V180H29V183H30V181H32V180L35 181L36 178L38 179V177H37V176H38V175H37L38 173H37V174H34V173H33V174H32V173L30 174V173H27V172H28L27 170H26V171H27V172H26V171H24L22 168H20L22 165L20 166V164H19L18 162H16L17 160H16V161L13 160L14 158H13V156H12V154H11L12 152L10 153ZM11 150H12V149H11ZM43 150H45V149L43 148ZM43 150H42V152H43ZM48 150H49V148H48ZM72 150H74V149L72 148ZM79 150H80V149H79ZM98 150H99V147H98ZM100 150H101V149H100ZM133 150H134V149H133ZM140 150H141V149H140ZM142 150H143V148H142ZM142 150H141V151H142ZM161 150H162V149H161ZM185 150H186V149H185ZM196 150H197V149H196ZM199 150H200V149H199ZM212 150H214V149H212ZM32 151H34V150H32ZM75 151H76V150H75ZM81 151H82V150H81ZM86 151H87V150H86ZM90 151H91V150H90ZM93 151H94V149H93ZM101 151H102V150H101ZM104 151H105V150H104ZM108 151H109V150H108ZM111 151H112V150H111ZM136 151H137V150H136ZM144 151H145V150H144ZM178 151H179V150H178ZM180 151H181V150H180ZM189 151H190V150H189ZM197 151H198V150H197ZM203 151H204V150H203ZM210 151H211V150H210ZM231 151H232V149H231ZM261 151H262V149H261ZM13 152H14V151H13ZM39 152H40L39 150H38V152L36 151V153H38L37 156H39V154H40ZM45 152H46V151H45ZM55 152H56V151H55ZM58 152H59V150L57 151V153H58ZM63 152H64V151H63ZM63 152H61V153H63ZM69 152H70V151H69ZM73 152H74V151H73ZM95 152H96V151H95ZM95 152H93V153H95ZM98 152H99V151H98ZM115 152H116V151H115ZM128 152H129V151H128ZM128 152H127V153H128ZM134 152H135V151H134ZM139 152H140V151H139ZM146 152H147V151H146ZM146 152H145V154H146ZM152 152H153V151H152ZM158 152H159V150H158ZM162 152H163V151H162ZM217 152H218V151H217ZM258 152H259V151H258ZM31 153H33V152H31ZM36 153H34V154H36ZM48 153H49V151H48ZM65 153L67 154V152H65ZM81 153H82V152H81ZM86 153H87V152H86ZM90 153H91V152H90ZM117 153H118V152H117ZM143 153H144V152H143ZM163 153H164V152H163ZM174 153H175V152H174ZM176 153H177V152H176ZM195 153H196V152H195ZM203 153H205V152H203ZM44 154H45V153H44ZM46 154H47V152H46ZM69 154H70V153H69ZM74 154H75V153H74ZM108 154H109V153H108ZM110 154H111V153H110ZM120 154H121V153H119V155H120ZM123 154H124V153H123ZM135 154H136V153H135ZM152 154H153V153H152ZM185 154H186V153H185ZM14 155H15V154H14ZM16 155H17V154H16ZM49 155H50V154H49ZM62 155H63V154H62ZM72 155H73V154H72ZM121 155H122V154H121ZM133 155H134V154H133ZM142 155H143V154H142ZM164 155H165V154H164ZM194 155H195V154H194ZM194 155H193V156H194ZM214 155H217V154H214ZM245 155H246V153H245ZM256 155H257V153H256ZM33 156H34V155H33ZM35 156H36V155H35ZM59 156H60V155H59ZM63 156H64V155H63ZM76 156H77V155H76ZM86 156H87V155H86ZM95 156H96V155H95ZM98 156H99V155H98ZM117 156H118V155H117ZM125 156H126V154H125ZM143 156H144V155H143ZM147 156H148V155H147ZM151 156H152V155H151ZM159 156H160V155H159ZM169 156H170V153H169ZM169 156H167V157L169 158ZM174 156H175V155H174ZM190 156H191V155H190ZM224 156H225V155H224ZM239 156H240V155H239ZM248 156H249V154H248ZM254 156H255V155H254ZM262 156H263V155H262ZM18 157H19V156H18ZM46 157H47V158H50L51 156H50V157L46 156ZM74 157H75V156H74ZM90 157H91V156H89L88 158H90ZM105 157H106V156H105ZM118 157H119V156H118ZM121 157H123V156H121ZM131 157H132V156H131ZM145 157H146V156H145ZM148 157H149V156H148ZM148 157H147V158H148ZM155 157H156V156H154V158H155ZM170 157H171V156H170ZM177 157H178V156H177ZM196 157H197V156H196ZM218 157H219V156H218ZM246 157H247V155H246ZM256 157H257V156H256ZM37 158H38V157H37ZM44 158H45V157H44ZM63 158H64V157H63ZM70 158H71V157H70ZM75 158H77V157H75ZM82 158H83V157H82ZM82 158H81V160H82ZM103 158H104V157H103ZM159 158H160V157H159ZM188 158H190V157H188ZM242 158H243V157H242ZM18 159H19V158H18ZM21 159H22V158H21ZM23 159H24V158H23ZM35 159H36V158H35ZM38 159H39V158H38ZM52 159H54V158H52ZM57 159H59V158H57ZM66 159H67V158H66ZM78 159H79V157H78ZM92 159H93V157H92ZM98 159H99V158H98ZM109 159H111V158H109ZM136 159H137V158H136ZM136 159H135V160H136ZM141 159H142V158H141ZM141 159H139V161H140ZM150 159H151V158H150ZM166 159H167V158H166ZM171 159H172V158H171ZM201 159H202V158H201ZM203 159H204V158H203ZM238 159H240V157H238ZM258 159H259V158H258ZM262 159H264V158H262ZM48 160H49V159H47L46 161H48ZM55 160H56V158H55ZM75 160H76V159H75ZM75 160H74V161H75ZM85 160L87 161L86 158H85ZM95 160H96V159H95ZM103 160H104V159H103ZM144 160H145V159H144ZM147 160H148V159H147ZM158 160H159V159H158ZM163 160H164V157H163ZM163 160H162V161H163ZM184 160H185V159H184ZM198 160H199V159H198ZM235 160H236V159H235ZM246 160H249V159H246ZM251 160H252V158H251ZM254 160H255V159H254ZM256 160H257V159H256ZM260 160H261V157H260ZM27 161H28V160H27ZM56 161H57V160H56ZM67 161H68V160H67ZM67 161H66V163H67ZM79 161H80V160H79ZM107 161H108V160H107ZM122 161H123V160H122ZM142 161H143V160H142ZM154 161H155V160H154ZM166 161H167V160H166ZM219 161H221V159H219ZM244 161H245V160H244ZM258 161H259V160H258ZM262 161H263V160H262ZM23 162H24V161H23ZM38 162H39V161H38ZM38 162H37V163H38ZM44 162H45V161H44ZM48 162H49V161H48ZM50 162H51V161H50ZM50 162H49V163H50ZM52 162H53V161H52ZM54 162H55V161H54ZM61 162H62V161H61ZM61 162H60V163H61ZM87 162H88V161H87ZM221 162H222V161H221ZM237 162H238V161H237ZM237 162H236V163H237ZM247 162H248V161H247ZM249 162H250V161H249ZM249 162H248V163H249ZM255 162H256V161H255ZM263 162H264V161H263ZM263 162H262V164H264ZM27 163H28V162H27ZM40 163H42V162H40ZM49 163H48V164H49ZM57 163H58V162H57ZM64 163H65V162H63L62 164H64ZM72 163H73V162H72ZM100 163H101V162H100ZM100 163H98V165H99ZM134 163H135V162H134ZM134 163H133V164H134ZM196 163H197V161H196ZM204 163H205V162H204ZM219 163H220V162H219ZM239 163H240V162H239ZM245 163H246V161H245ZM258 163H259V162H258ZM28 164H29V163H28ZM45 164H46V163H45ZM45 164H44V165H45ZM53 164H54V163H53ZM53 164H49V165H53ZM69 164H70V163H69ZM69 164L67 165V167L69 166ZM76 164H77V162H76ZM76 164H75V165H76ZM82 164H83V163H82ZM85 164H86V163H85ZM94 164H95V163H94ZM181 164H182V163H181ZM189 164H190V163H189ZM233 164H234V163H233ZM237 164H238V163H237ZM249 164H250V163H249ZM30 165H32V163H30ZM54 165H55V164H54ZM54 165H53V166H54ZM70 165H71V164H70ZM75 165H74V166H75ZM80 165H81V164H80ZM106 165H107V164H106ZM115 165H117V164H115ZM143 165H145V164H143ZM150 165H151V164H150ZM152 165H153V163H152ZM167 165H169V164H167ZM167 165H165V167H167ZM171 165H172V164H171ZM179 165H180V164H179ZM202 165H204V164L202 163ZM238 165H239V164H238ZM35 166H36V165H35ZM45 166H46V165H45ZM56 166H58V165H56ZM100 166H101V165H100ZM110 166H111V165H110ZM120 166H121V165H120ZM127 166H128V165H127ZM129 166H130V165H129ZM139 166H140V165H139ZM141 166H142V165H141ZM160 166H161V165H160ZM160 166H159V167H160ZM191 166H193V165H191ZM196 166H197V165H196ZM204 166H205V165H204ZM217 166H218V165H217ZM230 166H231V163H230ZM230 166H228V167H230ZM240 166H241V165H240ZM255 166H256V163H255ZM22 167H23V166H22ZM49 167L51 168V166H49ZM64 167H65V166H64ZM85 167H86V166H85ZM95 167H96V166H95ZM98 167H99V166H98ZM103 167H105V165H103ZM113 167H114V166H113ZM113 167H112V168H113ZM142 167H143V166H142ZM173 167H174V166H173ZM202 167H203V166H202ZM228 167H227V168H228ZM251 167H252V166H251ZM47 168H48V165H47ZM50 168H49V169H50ZM56 168H57V167H56ZM56 168H55V169H56ZM61 168H62V167H60V169H61ZM76 168H77V167H76ZM76 168H75V169H76ZM78 168H79V169L82 168V165H81V167L79 166ZM83 168H84V167H83ZM90 168H91V167H90ZM99 168H100V167H99ZM107 168H108V167H107ZM126 168H127V167H126ZM134 168H135V166H134ZM148 168H149V167H148ZM167 168H168V167H167ZM187 168H189V167H187ZM216 168H217V167H216ZM231 168H232V167H231ZM240 168H241V167H240ZM252 168H253V167H252ZM256 168H257V167H256ZM24 169H26V168H24ZM95 169H96V168H95ZM110 169H111V168H110ZM117 169H118V167H117ZM189 169H190V168H189ZM191 169H192V168H191ZM191 169H190V171H192ZM199 169H200V168H199ZM249 169H251V168H249ZM253 169H254V168H253ZM262 169H263V171H264V168H262ZM57 170H59V169L57 168ZM57 170H56V172H57ZM63 170H64V169H63ZM65 170H67V169H65ZM87 170H88V168H87ZM106 170H107V169H106ZM106 170H105V172H106ZM114 170H115V169H114ZM123 170H124V168H123ZM132 170H133V169H132ZM132 170H131V171H132ZM141 170H143V169L141 168ZM196 170H197V168H196ZM216 170H217V169H216ZM228 170H229V169H228ZM256 170H257V169H256ZM258 170H259V169H258ZM258 170H257V171H258ZM37 171H39V169H38ZM61 171H62V170H61ZM75 171H76V170H75ZM80 171H81V170H80ZM80 171H79V172H80ZM84 171H86V170H84ZM102 171H103V170H102ZM135 171H136V170H135ZM166 171H167V170H166ZM188 171H189V170H188ZM190 171H189V172H190ZM200 171H201V170H200ZM200 171H199V172H200ZM229 171H230V170H229ZM260 171H261V170H260ZM263 171H262V172H263ZM17 172H16V173H17ZM31 172H32V171H31ZM34 172H35V171H34ZM40 172H41V171H40ZM70 172H71V171H70ZM76 172H77V171H76ZM76 172H75V173H76ZM79 172H78V173H79ZM99 172H100V171H99ZM103 172H104V171H103ZM116 172H117V171H116ZM138 172H141V171H138ZM152 172H154V171H152ZM161 172H163V170H162ZM161 172H160V174H161ZM181 172H183V171H181ZM193 172H194V170H193ZM195 172H196V171H195ZM226 172H227V171H226ZM41 173H42V172H41ZM52 173H53V172H52ZM54 173H55V172H54ZM60 173H61V172H60ZM85 173H87V172H85ZM94 173H95V172H94ZM136 173H137V172H136ZM142 173H143V172H142ZM186 173H187V172H186ZM196 173H197V172H196ZM215 173H216V172H214V174H215ZM229 173H230V172H229ZM255 173H256V172H255ZM260 173H261V172H260ZM14 174H15V173H14ZM14 174H13V175H14ZM45 174H46V173H45ZM55 174H56V173H55ZM57 174H59V173L57 172ZM63 174H64V173H61V175H63ZM73 174H74V173H73ZM90 174H91V172L89 173V175H90ZM115 174H116V173H115ZM138 174H139V173H138ZM154 174H155V173H154ZM184 174H185V173H184ZM192 174H193V173H192ZM232 174H233V173H232ZM232 174H231V175H232ZM257 174H258V173H257ZM20 175H21V174H20ZM35 175H37V176H35ZM42 175H43V174H42ZM66 175H67V174H66ZM66 175H65L64 177H66ZM69 175H70V174H69ZM74 175H75V174H74ZM78 175H79V174H78ZM81 175H82V174H81ZM130 175H131V174H130ZM161 175H162V174H161ZM186 175H187V174H186ZM195 175H196V174H194V176H195ZM226 175H227V173H226ZM233 175H234V174H233ZM40 176H41V175H40ZM40 176H39V179L41 178ZM45 176H46V175H45ZM47 176H48V175H47ZM47 176H46V177H47ZM108 176H109V175H108ZM125 176H126V174H125ZM188 176H189V175H188ZM188 176H187V177H188ZM191 176H192V175H191ZM196 176H197V175H196ZM196 176H195V178H196ZM229 176H230V175H229ZM235 176H236V175H235ZM259 176H260V175H259ZM259 176H258V177H259ZM3 177H4V176H3ZM18 177H19V176H18ZM18 177L16 176V178H18ZM48 177H49V176H48ZM52 177H53V176H52ZM52 177H50V178H52ZM61 177H62V176H61ZM68 177H69V176H68ZM70 177H72V176H70ZM76 177H77V176H76ZM101 177H102V176H101ZM101 177H100V178H101ZM104 177H105V176H104ZM111 177H112V176H111ZM129 177H130V176H129ZM225 177H227V176H225ZM245 177H246V176H245ZM263 177H264V176H263ZM53 178H54V177H53ZM53 178H52V179H53ZM59 178H60V177H59ZM66 178H67V177H66ZM96 178H98V177H96ZM96 178H95V179H96ZM102 178H103V177H102ZM132 178H133V177H132ZM132 178H130V179H132ZM141 178H143V177H142V174H141ZM155 178H156V175H155ZM182 178H183V177H182ZM189 178H190V176H189ZM197 178H199V177L197 176ZM212 178H213V177H212ZM228 178H229V177H228ZM231 178H233V177H231ZM242 178H243V176H242ZM242 178H240V179H242ZM261 178H262V177H261ZM1 179H2V178H1ZM8 179H9V178H8ZM8 179H7V180H8ZM13 179H15V178H13ZM52 179H51V180H52ZM56 179H58V178H56ZM92 179H94V178H92ZM116 179H117V178H116ZM116 179H115V180H116ZM136 179H137V178H136ZM173 179H174V178H173ZM175 179H176V178H175ZM179 179L181 180L180 176H179ZM190 179H191V178H190ZM213 179H214V178H213ZM224 179H225V178H224ZM245 179H246V178H245ZM245 179H243V180H245ZM259 179H260V177H259ZM23 180H24V179H23ZM41 180L43 181V178H42ZM41 180H40V181H41ZM48 180H49V179H47V182H49ZM54 180H55V179H54ZM54 180H53V181H54ZM58 180H59V179H58ZM84 180H85V179H84ZM86 180H87V179H86ZM118 180H119V178H118ZM121 180H122V179H121ZM127 180H128V179H127ZM127 180H126V181H127ZM139 180H140V179H139ZM262 180H263V179H262ZM262 180H261V181H262ZM20 181H21V180H20ZM20 181H19V182H20ZM25 181H26V180H25ZM40 181H39V182H40ZM73 181H75V180L73 179ZM73 181H72V182H73ZM80 181H82V180H80ZM93 181H94V180H93ZM100 181H103V180H100ZM122 181H123V180H122ZM128 181H129V180H128ZM184 181H186L185 178H184ZM187 181H188V180H187ZM227 181H228V180H227ZM233 181H234V179H233ZM248 181H249V180H248ZM257 181H258V180H257ZM263 181H264V180H263ZM13 182H14V181H13ZM27 182H28V181H27ZM44 182H46V179H45ZM69 182H70V181H69ZM86 182H87V181H86ZM95 182H96V181H95ZM97 182H98V180H97ZM131 182H132V181H131ZM141 182H142V181H141ZM165 182H166V181H165ZM249 182H250V181H249ZM3 183H4V182H3ZM9 183H10V182H9ZM31 183H33V182H31ZM36 183H37V182H36ZM36 183H35V184H36ZM40 183H42V182H40ZM70 183H71V182H70ZM73 183H74V182H73ZM82 183H83V182H82ZM89 183H90V182H89ZM132 183H133V182H132ZM152 183H153V182H152ZM154 183H155V182H154ZM226 183H228V182H226ZM246 183H248V182L246 181ZM246 183H245V184H246ZM14 184H15V183H14ZM35 184H34V185H35ZM53 184H54V182H53ZM58 184H59V182H58ZM174 184H175V183H174ZM177 184L179 185V183H177ZM228 184H229V183H228ZM230 184H231V183H230ZM233 184H235V183L233 182L232 185H233ZM249 184H251V183H249ZM252 184H255V181H254V183H252ZM252 184H251V186H252ZM256 184H257V183H256ZM256 184H255V186H256ZM259 184H260V183H259ZM263 184H264V183H263ZM15 185H17V184H15ZM31 185H32V184H31ZM42 185H43V184H42ZM69 185H70V184H69ZM69 185H67V186L69 187ZM71 185H72V184H71ZM123 185H125V184L123 183ZM140 185H141V184H140ZM154 185H155V184H154ZM190 185H191V184H190ZM192 185H193V184H192ZM192 185H191V187H192ZM194 185H195V184H194ZM238 185H239V184H238ZM6 186H7V185H6ZM17 186H18V185H17ZM19 186H20V185H19ZM32 186H33V185H32ZM39 186H40V185H39ZM39 186H38V187H39ZM52 186H53V185H52ZM52 186H51V187H52ZM67 186H66V187H67ZM80 186H81V185H80ZM114 186H115V185H114ZM114 186H113V189H114ZM127 186H128V185L125 186L126 189H127ZM131 186H132V185H131ZM133 186H134V185H133ZM137 186H139V185H137ZM162 186H163V185H162ZM171 186H172V185H171ZM224 186H225V185H224ZM246 186H247V185H246ZM248 186H249V185H248ZM258 186H259V185H258ZM0 187H1V185H0ZM21 187H22V186H21ZM30 187H31V186H30ZM34 187H35V186H34ZM36 187H37V186H36ZM54 187H55V184H54ZM57 187L59 188V186H57ZM66 187H65V189L68 190L69 188H66ZM123 187H124V186H123ZM143 187H144V186H143ZM143 187H142V188H143ZM152 187H153V186H152ZM167 187H168V186H167ZM176 187H177V185H176ZM182 187H183V186H182ZM187 187H188V186H187ZM229 187H230V186H229ZM233 187H235V186H233ZM249 187H250V186H249ZM8 188H9V187H8ZM8 188H7V189H8ZM16 188H17V187H16ZM22 188H23V187H22ZM22 188H21V189H22ZM32 188H33V187H32ZM32 188H29V189H32ZM77 188H79V187H77ZM77 188H76V190H78ZM87 188H88V187H87ZM138 188H139V187H138ZM157 188H158V187H157ZM169 188H170V187H169ZM244 188L246 189V187H244ZM251 188H252V187H251ZM253 188H254V187H253ZM259 188H260V186H259ZM1 189H2V187H1ZM9 189H10V188H9ZM33 189H34V188H33ZM39 189H40V188H39ZM81 189H82V188H81ZM81 189H80V190H81ZM103 189H105V188H103ZM110 189H111V188H110ZM113 189H112V190H113ZM132 189H134V187H133ZM170 189H171V188H170ZM170 189H169V190H170ZM237 189H238V188H237ZM237 189H236V190H237ZM242 189H243V188H242ZM255 189L257 190V188H254V191H255ZM4 190H6V189H4ZM18 190H19V189H18ZM35 190H37V189H35ZM44 190H46V189H44ZM44 190H43V191H44ZM47 190H48V189H47ZM47 190H46V191H47ZM59 190H60V189H59ZM72 190H73V189H72ZM72 190H71V188H70V189H69V193H70V191H72ZM83 190H84V189H83ZM105 190H106V189H105ZM123 190H124V189H123ZM123 190H122V191H123ZM138 190H139V189H138ZM154 190H155V189H154ZM175 190H176V189H175ZM225 190H226V189H225ZM233 190H235V188H233ZM6 191H7V190H6ZM52 191H53V189H52ZM115 191H117V190H115ZM124 191H125V190H124ZM165 191H166V190H165ZM165 191H164V193H165ZM171 191H172V189H171ZM171 191H170V192H171ZM173 191H174V190H173ZM241 191H242V190H241ZM252 191H253V190H252ZM26 192H27V191H26ZM28 192H29V191H28ZM31 192H32V191H31ZM34 192H35V191H34ZM54 192H55V189H54ZM74 192H75V190H74ZM74 192H73V193H74ZM86 192H87V191H86ZM118 192H119V191H118ZM126 192H127V191H126ZM136 192H137V191H136ZM177 192H178V191H177ZM224 192H225V191H224ZM236 192H237V191H236ZM239 192H240V191H239ZM13 193H14V192H13ZM35 193H36V194H39V192H38V193L35 192ZM40 193H41V191H40ZM57 193H58V192H57ZM132 193H133V192H132ZM153 193H155V191H154ZM153 193H152V194H153ZM164 193H163V194H164ZM180 193H181V191H180ZM218 193H219V192H218ZM231 193H232V190H231ZM242 193H243V192H242ZM1 194H3V193H1ZM4 194H5V193H4ZM28 194H29V193H28ZM45 194H46V193H45ZM60 194H62V192H60ZM63 194H64V193H63ZM71 194H72V193H71ZM86 194H87V193H86ZM91 194H92V193H91ZM109 194H110V193H109ZM112 194H113V193H112ZM127 194H129V193H127ZM133 194H134V193H133ZM143 194H144V192L142 193V195H143ZM173 194H174V193H173ZM181 194H182V193H181ZM257 194H258V193H257ZM5 195H6V194H5ZM72 195H74V194H72ZM76 195H79V194L76 193ZM80 195H81V194H80ZM83 195H84V194H83ZM88 195H89V194H88ZM88 195H87V196H88ZM102 195H103V194H101V196H102ZM134 195H135V194H134ZM134 195H133V197H134ZM136 195H137V193H136ZM218 195H219V194H218ZM222 195H223V194L220 195L221 198H222ZM232 195H233V194H232ZM236 195H237V193H236ZM240 195H241V194H240ZM248 195H249V194H248ZM250 195H251V194H250ZM6 196H7V195H6ZM20 196H21V195H20ZM24 196H25V195H24ZM26 196H27V195H26ZM28 196H30V194H29ZM28 196H27V197H28ZM42 196H44V195H42ZM65 196H66V194H65ZM70 196H71V195H70ZM126 196H127V195H125V197H126ZM172 196H173V195H172ZM179 196H180V195H179ZM223 196H224V195H223ZM234 196H235V195H234ZM241 196H242V195H241ZM258 196H259V195H258ZM14 197H15V195H14ZM45 197H46V196H45ZM49 197H50V196H49ZM73 197H74V196H73ZM80 197H82V196H80ZM85 197H86V195H85ZM115 197H117V196H115ZM118 197H119V195H118ZM118 197H117V198H118ZM121 197H122V196H121ZM128 197H129V195H128ZM159 197H160V195H159ZM162 197H163V196H162ZM220 197L218 196V198H220ZM224 197H225V196H224ZM259 197H260V196H259ZM39 198H40V197H39ZM39 198H38V199H39ZM50 198H51V197H50ZM66 198H67V196H66ZM75 198H76V196H75ZM83 198H84V196H83ZM86 198H87V197H86ZM89 198H90V197H89ZM105 198H106V197H105ZM107 198H108V197H107ZM136 198H137V197H134V199H136ZM154 198H156V197H154ZM157 198H158V197H157ZM173 198H174V197H173ZM177 198H178V197H177ZM211 198H212V197H211ZM238 198H240V197L238 196ZM244 198H245V197H244ZM246 198H247V197H246ZM248 198H249V197H248ZM248 198H247V199H248ZM260 198H261V197H260ZM51 199H53V198H51ZM54 199H55V197H54ZM54 199H53V200H54ZM79 199H80V198H79ZM114 199H115V198H114ZM118 199H119V198H118ZM121 199H123V198H121ZM125 199H126V198H125ZM170 199H171V197H170ZM206 199H207V197H206ZM213 199H214V198H213ZM215 199H216V198H215ZM215 199H214V200H215ZM230 199H231V197H230ZM262 199H263V198H262ZM262 199H261V200H262ZM39 200H40V199H39ZM44 200H46V199H44ZM84 200H85V199H84ZM86 200H87V199H86ZM86 200H85V201H86ZM131 200H132V199H131ZM142 200H143V199H142ZM154 200H155V199H154ZM164 200H165V199H164ZM209 200H210V199H209ZM217 200H218V199H217ZM217 200H216V201H217ZM241 200H242V199H241ZM241 200H240V201H241ZM244 200H245V199H244ZM244 200H243V203H244ZM259 200H260V199H259ZM51 201H52V200H51ZM51 201H50V202H51ZM57 201L59 202V201H61V199H60V200H57ZM74 201H75V200H74ZM81 201H82V200H81ZM93 201H94V200H93ZM93 201H92V202H93ZM99 201H100V200H99ZM113 201H114V202H117V200H116V201L113 200ZM198 201H199V200H198ZM198 201H196V202H198ZM202 201H203V200H202ZM222 201H223V200H222ZM235 201H236V198H235ZM240 201H239V202H240ZM41 202H42V200H41ZM63 202H64V201H62V203H63ZM72 202H73V201H72ZM103 202H104V201H103ZM106 202H107V201H106ZM121 202L123 203L124 201L121 200ZM125 202H126V201H125ZM133 202H134V201H133ZM142 202H143V201H142ZM148 202H149V201H148ZM217 202H218V201H217ZM245 202H247V201L245 200ZM250 202H251V201H250ZM45 203H46V202H45ZM52 203H55V204H56V202H52ZM67 203H68V202H67ZM94 203H96V202H94ZM107 203H110V202H107ZM127 203H128V202H127ZM127 203H126V204H127ZM212 203H213V202H212ZM223 203H224V202H223ZM223 203H222V204H223ZM256 203H257V202H256ZM260 203H262V202H260ZM260 203H259V204H260ZM14 204H15V203H14ZM32 204H33V203H32ZM46 204H47V203H46ZM55 204H54V205H55ZM57 204H58V203H57ZM64 204H66V203H64ZM75 204H76V203H75ZM82 204H83V202H82ZM82 204H81V205H82ZM85 204H86V203H85ZM103 204H104V203H103ZM103 204H102V205H103ZM113 204H114V203H113ZM116 204H117V203H116ZM126 204H125V205H126ZM141 204H142V203H141ZM214 204H215V202H214ZM220 204H221V203H220ZM226 204H227V203H226ZM233 204H234V203H233ZM240 204H241V203H240ZM240 204H239V205H240ZM246 204H247V203H246ZM246 204H245V205H246ZM4 205H5V204H4ZM4 205H3V206H4ZM6 205H7V204H6ZM11 205H12V204H11ZM37 205H38V204H37ZM42 205H44V204H42ZM48 205H50V204H48ZM60 205L63 206V204H60ZM67 205H68V204H67ZM87 205H88V204H87ZM87 205H85V206H87ZM92 205H93V204H92ZM108 205H109V204H108ZM118 205H119V204H118ZM125 205H124V206H125ZM194 205H196V203H195ZM204 205H205V204H204ZM209 205H210V203H209ZM217 205H218V203H217ZM247 205H249V204H247ZM254 205H255V204H254ZM38 206H39V205H38ZM57 206H58V205H57ZM68 206H70V205H68ZM72 206H73V205H72ZM74 206H75V205H74ZM82 206H83V205H82ZM89 206H90V204H89ZM94 206H95V205H94ZM100 206H101V205H100ZM104 206H107V204H106V205L104 204ZM104 206H103V208H104ZM122 206H123V205H122ZM143 206H144V205H143ZM179 206H180V205H179ZM210 206H211V205H210ZM210 206H209V207H210ZM218 206H220V205H218ZM221 206H222V205H221ZM7 207H8V206H7ZM33 207H34V206H33ZM33 207H32V208H33ZM49 207L51 208V206H49ZM52 207H53V206H52ZM64 207H65V206H64ZM64 207H63V208H64ZM95 207H96V206H95ZM98 207H99V206H98ZM101 207H102V206H101ZM108 207H109V206H108ZM115 207H116V206H115ZM133 207H134V206H133ZM187 207H188V206H187ZM201 207H202V206H200L199 208H201ZM203 207H204V206H203ZM214 207H216V206H214ZM227 207H230V206H227ZM237 207H238V206H237ZM241 207H242V206H241ZM248 207H249V206H248ZM252 207H253V206H252ZM255 207H257V206H255ZM262 207H263V206H262ZM27 208H28V207H27ZM40 208H41V207H40ZM47 208H48V207H47ZM47 208H46V209H47ZM59 208H60V207H59ZM70 208H71V207H70ZM96 208H97V207H96ZM183 208H184V207H183ZM189 208H190V206H189ZM205 208H206V207H205ZM222 208H223V207H222ZM238 208H240V207H238ZM258 208H259V207H258ZM1 209H2V208H1ZM3 209H4V207H3ZM42 209H44V208H42ZM46 209H44V210H46ZM57 209H58V208H57ZM57 209H56V210H57ZM64 209H65V208H64ZM71 209H72V212H73V208H71ZM84 209H85V208H84ZM203 209H204V208H203ZM226 209H227V208H226ZM232 209H234V207H232ZM247 209H248V208H247ZM247 209H246V210H247ZM250 209H252V208H250ZM250 209H249V210H250ZM254 209H256V208H254ZM6 210H7V209H6ZM6 210H4V211H6ZM14 210H15V209H14ZM31 210H32V209H31ZM31 210H30V211H31ZM35 210H36V209H35ZM40 210H41V209H40ZM52 210H53V209H52ZM58 210H60V209H58ZM74 210H75V209H74ZM77 210H78V209H77ZM181 210H182V209H181ZM195 210H196V209H195ZM217 210H218V209H217ZM220 210H221V209H220ZM222 210H223V209H222ZM222 210H221V211H222ZM229 210H230V209H229ZM0 211H1V210H0ZM41 211H43V210H41ZM41 211H39V214L41 213ZM79 211H80V210H79ZM178 211H180V210H178ZM218 211H219V210H218ZM242 211H243V209H242ZM247 211H248V210H247ZM253 211H254V210H253ZM259 211H260V210H259ZM1 212H2V211H1ZM35 212H36V211H34V213H35ZM37 212H38V211H37ZM37 212H36V213H37ZM59 212H60V211H59ZM62 212H63V211H61V213H62ZM82 212H83V211H82ZM87 212H88V211H87ZM87 212H86V213H87ZM187 212H188V211H187ZM192 212H193V211H192ZM204 212H206V211H204ZM214 212H215V211H214ZM223 212H224V210L222 211V213H223ZM225 212H226V211H225ZM234 212H235V211H234ZM244 212H245V211H244ZM2 213H3V212H2ZM14 213H15V212H14ZM29 213H30V212H29ZM44 213H45V212H44ZM54 213H55V210H54ZM57 213H58V212L56 211V215H57ZM61 213H60V214H61ZM63 213H64V212H63ZM86 213H85V214H86ZM146 213H147V212H146ZM197 213H198V212H197ZM197 213H196V215H197ZM209 213H213V212L211 211V212H209ZM215 213H216V212H215ZM220 213H221V212H220ZM230 213H231V212H230ZM237 213H238V212H237ZM259 213H261V212H259ZM6 214H7V213H6ZM8 214H10V213H8ZM12 214H13V213H12ZM16 214H17V213H16ZM87 214H88V213H87ZM89 214H90V213H89ZM128 214H129V213H128ZM137 214H138V213H137ZM175 214H177V213H175ZM213 214H214V213H213ZM223 214H224V213H223ZM246 214H247V213H246ZM248 214H249V213H248ZM261 214H262V213H261ZM261 214H260V216H261ZM35 215H36V214H35ZM40 215H41V214H40ZM47 215L49 216V213H48ZM53 215H54V214H53ZM53 215H51V216H53ZM58 215H59V214H58ZM90 215H92V213H91ZM94 215H95V214H94ZM99 215H101V214H99ZM103 215H104V214H103ZM108 215H110V214H108ZM108 215H107V216H108ZM123 215H124V214H123ZM129 215H130V214H129ZM140 215H141V214H140ZM204 215H206V214H204ZM225 215H226V214H225ZM236 215H237V214H236ZM251 215H252V214H251ZM0 216H1V215H0ZM4 216H5V215H4ZM25 216H26V215H25ZM27 216H30V215L27 214ZM32 216H33V215H32ZM37 216H38V214H37ZM42 216H43V215H42ZM48 216H46V217H48ZM54 216H55V215H54ZM66 216H67V215H66ZM72 216H73V214H72ZM77 216H78V215H77ZM95 216H96V215H95ZM95 216H93V217H95ZM115 216H116V215H115ZM119 216H120V215H119ZM143 216H144V214H143ZM143 216H142V217H143ZM147 216H148V215H147ZM191 216H192V214H191ZM191 216H190V217H191ZM194 216H195V215H194ZM194 216H193V217H194ZM197 216H198V215H197ZM197 216H196V217H197ZM206 216H207V215H206ZM212 216H213V215H212ZM215 216H216V215H215ZM215 216H214V218H215ZM245 216H246V215H245ZM260 216H259V217H260ZM262 216H264V215L262 214ZM2 217H3V216H2ZM58 217H59V216H58ZM62 217H63V216H62ZM68 217H69V216H68ZM74 217H75V216H74ZM74 217H73V218H74ZM88 217H90V216L88 215ZM93 217H92V218H93ZM97 217H98V216H97ZM97 217H96V219H97ZM99 217H100V216H99ZM128 217H129V216H128ZM134 217H135V216H134ZM134 217H132V218H134ZM209 217H210V216H209ZM239 217H240V216H239ZM239 217L236 216V218H239ZM242 217H243V216H242ZM9 218H10V216H9ZM23 218L26 219V218H28V217H23ZM43 218H44V217H43ZM53 218H54V217H53ZM59 218H60V217H59ZM66 218H67V217H66ZM92 218H91V219H92ZM118 218H119V217H118ZM136 218H137V217H136ZM136 218H135V219H136ZM170 218H171V217H170ZM194 218H195V217H194ZM212 218H213V217H211L210 219H212ZM250 218H251V216H250ZM252 218H253V217H252ZM263 218H264V217H263ZM12 219H13V218H12ZM19 219H20V218H19ZM24 219H22V220H24ZM36 219H37V218H36ZM41 219H42V218H41ZM41 219H40V220H41ZM49 219H50V218H49ZM49 219L47 218V220H49ZM107 219H108V217H107ZM113 219H114V218H113ZM188 219H190V218H188ZM191 219H192V218H191ZM220 219H221V218H220ZM226 219H227V218H226ZM248 219H249V218H248ZM256 219H257V218H256ZM15 220H16V219H15ZM15 220H14V221H15ZM38 220H39V219H38ZM38 220H37V221H38ZM51 220H52V219H51ZM99 220H100V218H99ZM101 220H102V219H101ZM101 220H100V221H101ZM111 220H112V219H111ZM128 220H129V219H128ZM144 220H145V219H144ZM181 220H182V219H181ZM223 220H224V217H223ZM261 220H262V218H261ZM5 221H6V220H5ZM43 221H45V220H43ZM43 221H42V222H43ZM57 221H58V220H57ZM62 221H63V220H62ZM68 221H69V219H68ZM72 221H73V220H72ZM114 221H116V220H114ZM118 221H119V220H118ZM122 221H123V218H122ZM125 221H126V220H125ZM136 221L138 222V220H136ZM147 221H148V220H147ZM189 221H190V220H189ZM198 221H199V220H198ZM202 221H203V220H202ZM202 221L200 220L199 223H200V222L202 223ZM209 221H210V220H209ZM211 221H212V220H211ZM226 221H228V220H226ZM238 221H239V220H238ZM12 222H13V221H12ZM17 222H18V221H17ZM31 222H32V221H31ZM35 222H36V221H35ZM77 222H78V221H77ZM85 222H86V221H85ZM93 222H95V221H93ZM109 222H110V221H109ZM111 222H112V221H111ZM142 222H143V220H142ZM149 222H150V221H149ZM153 222H154V221H153ZM165 222H166V221H164V224H165ZM174 222H175V221H174ZM176 222H177V221H176ZM178 222H179V221H178ZM183 222H184V221H183ZM183 222H182V223H183ZM212 222H213V221H212ZM259 222H260V221H259ZM261 222H262V221H261ZM5 223H6V222H5ZM18 223H19V222H18ZM20 223H21V225H22L23 222L20 221ZM26 223H27V222H25V224H26ZM40 223H41V222H40ZM58 223H59V222H58ZM60 223H61V222H60ZM62 223H63V222H62ZM97 223H98V222H97ZM100 223H102V222H100ZM105 223H106V222H105ZM112 223H113V222H112ZM112 223H111V224H112ZM114 223H115V222H114ZM118 223H119V222H118ZM118 223H117V224H118ZM133 223H134V221L132 222V225H133ZM135 223H136V222H135ZM172 223H173V222H172ZM179 223H180V222H179ZM190 223H191V222H190ZM208 223H209V222H208ZM213 223H214V222H213ZM213 223H212V224H213ZM215 223H217V221H215ZM222 223H223V222H222ZM222 223H221V224H222ZM225 223H226V222H225ZM235 223H236V222H235ZM238 223H239V222H238ZM238 223H236V224H238ZM246 223H247V222H246ZM25 224H24V226H25ZM31 224H32V223H31ZM31 224H30V225H31ZM36 224H37V223H36ZM45 224H47V223H45ZM49 224H50V223H49ZM71 224L74 225V223H71ZM76 224H77V223H76ZM103 224H104V223H103ZM103 224H102V226H103ZM109 224H110V223H109ZM137 224H138V223H137ZM137 224H136V225H137ZM175 224H176V223H175ZM192 224H193V223H192ZM223 224H224V223H223ZM227 224H228V223H227ZM248 224H249V223H248ZM256 224H258V223H256ZM0 225H1V223H0ZM13 225H14V224H13ZM38 225H39V224H38ZM38 225H37V226H38ZM40 225H41V224H40ZM51 225H52V223H51ZM55 225H56V224H55ZM59 225H60V224H59ZM93 225H94V224H93ZM97 225H100V224H97ZM144 225H145V224H144ZM158 225H159V224H158ZM160 225H161V224H160ZM176 225H177V224H176ZM176 225H175V226H176ZM194 225H195V224H194ZM217 225H219V223H218ZM224 225H225V224H224ZM243 225H244V224H243ZM245 225H246V224H245ZM261 225H262V224H261ZM6 226H8V225H6ZM37 226H36V227H37ZM108 226H109V225H108ZM115 226H116V224H115ZM140 226H141V225H140ZM177 226H178V225H177ZM191 226H192V225H191ZM199 226H200V225H199ZM207 226H208V224H207ZM225 226H226V225H225ZM231 226H233V225H231ZM240 226H241V225H240ZM2 227H4V225H3ZM26 227H27V226H26ZM34 227H35V226H34ZM36 227H35V229H36ZM39 227H40V226H39ZM71 227H72V226H71ZM95 227H96V226H95ZM97 227H98V226H97ZM100 227H101V225H100ZM104 227H105V225H104ZM124 227H125V226H124ZM126 227H127V226H126ZM126 227H125V228H126ZM129 227H131V225H130ZM155 227H156V226H155ZM251 227H253V226H251ZM258 227H259V226H258ZM4 228H5V227H4ZM31 228H32V227H31ZM46 228H47V227H46ZM60 228H61V227H60ZM63 228H65V227H63ZM107 228H108V227H107ZM109 228H110V227H109ZM136 228H137V227H136ZM164 228H165V227H164ZM175 228H176V230H177V227H175ZM195 228H196V227H195ZM195 228H194V229H195ZM203 228H204V226H203ZM215 228H217V226H216ZM229 228H230V226H229ZM1 229H2V228H1ZM9 229H10V228H9ZM18 229H20V228H18ZM28 229H29V228H28ZM47 229H48V228H47ZM55 229H56V228H55ZM73 229H74V228H73ZM81 229H82V228H81ZM81 229H78V231H80ZM141 229H142V228H141ZM141 229H139V230H141ZM180 229H181V228H180ZM188 229H189V227H188ZM194 229H193V230H194ZM199 229L201 230V228H199ZM207 229H208V228H207ZM213 229H214V228H213ZM219 229H220V228H219ZM221 229H222V228H221ZM224 229H225V227H224ZM244 229H246V227H245ZM14 230H15V229H14ZM14 230H13V231H14ZM44 230H45V229H44ZM48 230H49V229H48ZM53 230H54V229H53ZM56 230H57V229H56ZM70 230H71V229H70ZM82 230H83V229H82ZM82 230H81V231H82ZM85 230H86V229H85ZM88 230H89V229H88ZM91 230H92V229H91ZM104 230H105V228H104ZM134 230H135V229H134ZM139 230H138V231L135 230V231H136V232H139ZM147 230H148V228H147ZM147 230H145V231H147ZM152 230H154V228H153ZM176 230H175V231H176ZM191 230H192V229H191ZM208 230H209V229H208ZM240 230H241V229H240ZM242 230H243V229H242ZM246 230H247V229H246ZM21 231H22V230H20V232H21ZM35 231H36V230H35ZM40 231H41V229H40ZM83 231H84V230H83ZM94 231H95V230H94ZM126 231H127V230H126ZM141 231H142V230H141ZM145 231H144V232H145ZM186 231H187V230H186ZM188 231H189V230H188ZM195 231H196V230H195ZM195 231H194V232H195ZM212 231H213V230H212ZM223 231H224V230H223ZM260 231H261V230H260ZM262 231H263V230H262ZM262 231H261V233H262ZM8 232H9V230H8ZM15 232H17V231H15ZM63 232H64V231H63ZM88 232H89V231H88ZM96 232H97V231H96ZM117 232L119 233V231H117ZM123 232H124V231H123ZM132 232H133V231H132ZM169 232L171 233V231H169ZM176 232H177V231H176ZM176 232H175V233H176ZM181 232H182V230H181ZM181 232H180V233H181ZM192 232H193V231H192ZM220 232H222V231H220ZM249 232H250V229L248 230V233H249ZM252 232H253V231H252ZM252 232H250V233H252ZM254 232H255V231H254ZM258 232H259V231H258ZM263 232H264V231H263ZM5 233H6V232H5ZM11 233H12V232H11ZM32 233H33V232H32ZM58 233H59V232H58ZM58 233H56L57 236H58ZM77 233H78V232H77ZM80 233L82 234V233H85V232H80ZM89 233H90V232H89ZM101 233H102V232H101ZM113 233H114V232H113ZM140 233H141V232H140ZM163 233H164V232H163ZM178 233H179V232H178ZM178 233H177V234H178ZM198 233H199V232H198ZM205 233H206V232H205ZM205 233H204V234H205ZM208 233H209V232H208ZM229 233H231V232H229ZM246 233H247V231H246ZM2 234H3V233H2ZM7 234H8V233H7ZM28 234H29V233H28ZM72 234H73V232H72ZM81 234H80V236H81ZM86 234H88V233H86ZM86 234H85V235H86ZM95 234H96V233H95ZM134 234H135V233H134ZM154 234H155V233H154ZM172 234H174V233H172ZM196 234H197V233H196ZM196 234H195V237H197ZM204 234H203V235H204ZM215 234H217V233H215ZM219 234H220V233H219ZM231 234H232V233H231ZM255 234H257V233H255ZM0 235H1V234H0ZM11 235H12V234H11ZM31 235H32V234H31ZM45 235H46V234H45ZM68 235H69V234H68ZM74 235H75V234H74ZM85 235H83V237H84ZM109 235H110V233H109ZM168 235H169V234H168ZM174 235H175V234H174ZM184 235H185V234H184ZM186 235H187V234H186ZM186 235H185V236H186ZM225 235H226V234H225ZM227 235H228V234H227ZM260 235H261V234H260ZM33 236H34V235H33ZM41 236H42V235H41ZM62 236H63V235H62ZM71 236H72V235H71ZM77 236H78V235H77ZM80 236H78V237H80ZM87 236H89V235H87ZM90 236H91V235H90ZM102 236H103V235H102ZM102 236H101V237H102ZM105 236H106V235H105ZM118 236H119V235H118ZM166 236H167V235H166ZM171 236H172V235H171ZM182 236H183V235H182ZM188 236H189V235H188ZM192 236H193V235H192ZM192 236H190V237H192ZM201 236H202V235H201ZM205 236H206V235H205ZM219 236L221 237V235H219ZM219 236L217 235V239H218ZM232 236H233V235H232ZM4 237H5V236H4ZM9 237H10V236H9ZM21 237H22V236H21ZM37 237H38V236H37ZM39 237H40V236H39ZM45 237H46V236H45ZM50 237H51V235H50ZM66 237H67V236H66ZM99 237H100V236H99ZM101 237H100V238H101ZM116 237H117V236H116ZM124 237H125V238H128V237H126V236H124ZM129 237H130V235H129ZM151 237H152V236H151ZM180 237H181V235H180ZM199 237H200V236H199ZM207 237H208V236H207ZM220 237H219V239H220ZM223 237H224V236H223ZM1 238L3 239V237H1ZM12 238H13V237H12ZM60 238H61V236H60ZM81 238H82V237H81ZM88 238H89V237H88ZM117 238H118V237H117ZM117 238H116V239H117ZM182 238H183V237H182ZM187 238H188V237H187ZM187 238H186V239H187ZM204 238H205V237H204ZM210 238H211V237H210ZM225 238H227V237H225ZM229 238H230V237H229ZM229 238H227V239H229ZM245 238H246V237H245ZM4 239H5V238H4ZM4 239H3V240H4ZM40 239H41V237H40ZM42 239H44V238H42ZM90 239H91V238H90ZM97 239H98V238H97ZM101 239H102V238H101ZM101 239H100V240H101ZM104 239H105V238H104ZM104 239H103V240H104ZM129 239H131V238H129ZM166 239H167V238H166ZM166 239H165V240H166ZM168 239H169V238H168ZM171 239H172V238H171ZM189 239H190V238H189ZM200 239H201V238H200ZM234 239H235V238H234ZM14 240H15V239H14ZM27 240H28V236H27ZM57 240H58V238H57ZM70 240H71V239H70ZM78 240H79V239H78ZM83 240H84V239H83ZM83 240H82V242H83ZM95 240H96V239H95ZM125 240H126V239H125ZM163 240H164V239H163ZM174 240H175V239H174ZM180 240H181V238H180ZM194 240H196V239H194ZM197 240H199V239L197 238ZM209 240H210V239H209ZM209 240H208V241H209ZM214 240H216V239H214ZM220 240H221V239H220ZM231 240H232V239H231ZM235 240H237V239H235ZM235 240H233V241H235ZM243 240H244V239H243ZM6 241H7V240H6ZM9 241H10V240H9ZM21 241H23V240H21ZM21 241H20V242H21ZM32 241H33V240H32ZM32 241H31V243H32ZM63 241H64V239H63ZM108 241H109V240H107V243H108ZM110 241H111V240H110ZM122 241H123V240H122ZM167 241H168V240H167ZM233 241H232V242H233ZM26 242H27V241H26ZM35 242H36V241H35ZM48 242H49V241H48ZM67 242L69 243V241H67ZM79 242H81V239H80V241H78V243H79ZM99 242H100V241H99ZM150 242H151V241H150ZM163 242H164V241H163ZM170 242H171V241H170ZM176 242H177V241H176ZM188 242H189V241H188ZM197 242H198V241H197ZM200 242H201V241H200ZM230 242H231V241H230ZM240 242H241V241H240ZM1 243H2V240H1ZM1 243H0V245H1ZM5 243H6V242H5ZM28 243H29V242H28ZM42 243H43V242H42ZM42 243H41V244H42ZM59 243H60V241H59ZM59 243H57V244H59ZM64 243H65V242H64ZM94 243H97V242H94ZM131 243H132V242H131ZM157 243H158V242H157ZM193 243L195 244V242L192 241L191 246H192ZM203 243H204V242H203ZM208 243L210 244V241H209ZM14 244H16V242H15ZM18 244H19V243H18ZM24 244H25V243H24ZM44 244H45V243H44ZM48 244H49V243H48ZM70 244H71V242H70ZM123 244H124V242H123ZM162 244H163V243H162ZM171 244H172V242H171ZM173 244H174V243H173ZM173 244H172V246H173ZM177 244H178V243H177ZM177 244H176V245H177ZM180 244H183V243H180ZM198 244H199V243H198ZM219 244H220V243H219ZM230 244H231V243H230ZM7 245H8V244H7ZM11 245H12V243H11ZM19 245H21V244H19ZM42 245H43V244H42ZM42 245H41V246H42ZM51 245H52V244H51ZM61 245H62V244H61ZM83 245H84V244H83ZM92 245H93V244H92ZM104 245H105V244H104ZM129 245H130V244H129ZM159 245H160V244H159ZM176 245H175V246H176ZM199 245H200V244H199ZM204 245H205V244H204ZM259 245H260V244H259ZM262 245H263V243H262ZM12 246L15 247V245H12ZM32 246H33V245H32ZM35 246H36V245H35ZM53 246H54V245H53ZM70 246H71V245H70ZM94 246H95V245H94ZM101 246H102V245H101ZM168 246H169V245H168ZM168 246H166V248H167ZM187 246H188V244H187ZM191 246H190V247H191ZM202 246H203V245H202ZM227 246H229V243H228ZM231 246L233 247V245H231ZM231 246H230V247H231ZM245 246H246V245H245ZM42 247H44V246H42ZM42 247H41V248H42ZM51 247H52V246H51ZM51 247H49V248H51ZM55 247H56V246H55ZM57 247H58V246H57ZM76 247H78V246H76ZM79 247H80V246H79ZM81 247H82V246H81ZM164 247H165V246H164ZM170 247H171V246H170ZM197 247H198V246H197ZM199 247H200V246H199ZM207 247H208V245H207ZM213 247L215 248V245H214ZM219 247H220V246H219ZM259 247H261V246H259ZM259 247H258V248H259ZM3 248H4V247H3ZM46 248H48V247H46ZM58 248H59V247H58ZM62 248H63V247H62ZM186 248H187V247H186ZM233 248H234V247H233ZM233 248H232V249H233ZM255 248H256V247H255ZM4 249H5V248H4ZM10 249H12V248H10ZM21 249H22V248H21ZM29 249H31V248H29ZM32 249H33V248H32ZM36 249H37V248H36ZM148 249H149V248H148ZM160 249H162L161 246H160ZM178 249H180V248L178 247ZM182 249H183V248H182ZM187 249H188V248H187ZM189 249H190V248H189ZM206 249H207V248H206ZM240 249H241V248H240ZM18 250H19V249H18ZM81 250H82V249H81ZM168 250H169V249H168ZM185 250H186V249H185ZM190 250H191V249H190ZM199 250H200V249H199ZM201 250H202V249H201ZM204 250H205V249H204ZM208 250H209V249H208ZM210 250H211V249H210ZM212 250H214V249H212ZM1 251H2V249H1ZM1 251H0V253H1ZM25 251H26V250H25ZM25 251H24V252H25ZM63 251H64V250H63ZM65 251H66V250H65ZM85 251L88 252V250H85ZM108 251H109V250H108ZM116 251H117V250H116ZM147 251H148V250H147ZM147 251H146V252H147ZM161 251H162V250H160V252H161ZM166 251H167V250H166ZM170 251H171V250H170ZM178 251H179V250H178ZM188 251H189V250H188ZM193 251H194V248H193ZM215 251H216V250H215ZM220 251L222 252L223 250L221 249ZM226 251H227V250H226ZM226 251H225V252H226ZM228 251H230V250H228ZM233 251H234V250H233ZM35 252H36V251H35ZM49 252H50V251H49ZM55 252H56V251H55ZM70 252H71V251H70ZM73 252H74V251H72V253H73ZM82 252H83V250H82ZM99 252H100V251H99ZM138 252H139V251H138ZM160 252H159V253H160ZM206 252H207V251H206ZM212 252H213V251H210V254H211ZM230 252H231V251H230ZM2 253H3V251H2ZM8 253H9V252H8ZM15 253H16V252H15ZM25 253H26V252H25ZM28 253H30V252H28ZM37 253H38V252H37ZM50 253H51V252H50ZM63 253H64V252H63ZM85 253H86V252H85ZM90 253H91V252H90ZM90 253H89V254H90ZM102 253H103V252H102ZM176 253H177V251H176ZM178 253H179V252H178ZM184 253H185V252H184ZM184 253H183V255H184ZM198 253H200V252H198ZM227 253H228V252H227ZM231 253H232V252H231ZM245 253H246V252H245ZM251 253H252V251H251ZM11 254H12V253H11ZM23 254H24V253H23ZM46 254L48 255V253H46ZM65 254H66V253H65ZM65 254H64V255H65ZM130 254H131V253H130ZM139 254H142V252H140ZM160 254H161V253H160ZM164 254H165V253H164ZM170 254H171V253H170ZM180 254H181V253H180ZM189 254H190V253H189ZM189 254H188V256H189ZM213 254H214V253H213ZM213 254H211V255H213ZM216 254H217V253H216ZM249 254H250V253H249ZM6 255H7V253H6ZM6 255H3V256H6ZM13 255H14V254H13ZM41 255H42V254H41ZM76 255H77V252H76ZM87 255H88V254H87ZM95 255H96V254H95ZM95 255H94V257H95ZM98 255H99V254H98ZM105 255H106V254H105ZM161 255H162V254H161ZM183 255L181 254V256H183ZM204 255H205V254H204ZM207 255H209V253H208ZM217 255H219V254H217ZM221 255H222V254H221ZM224 255H225V254H224ZM240 255H242V253H241ZM247 255H248V254H247ZM25 256H26V255H25ZM28 256H29V255H28ZM73 256H74V255H73ZM83 256H84V255H83ZM107 256H108V255H107ZM134 256H135V255H134ZM158 256H159V255H158ZM171 256H172V255H171ZM173 256H174V254H173ZM184 256H185V255H184ZM214 256H215V255H214ZM222 256H223V255H222ZM226 256H227V255H226ZM229 256H230V255H229ZM6 257H7V256H6ZM8 257H9V256H8ZM13 257H14V256H13ZM18 257H19V256H18ZM35 257H36V256H35ZM39 257H40V256H39ZM53 257H54V256H53ZM76 257H77V256H76ZM100 257H101V256H100ZM128 257H129V256H128ZM130 257H132V256H130ZM144 257H145V256H144ZM146 257H147V256H146ZM163 257H164V256H163ZM212 257H213V256H212ZM21 258H22V257H21ZM21 258H20V259H21ZM37 258H38V257H37ZM37 258H36V259H37ZM54 258H55V257H54ZM58 258H59V257H58ZM61 258H62V257H61ZM81 258H82V256H81ZM85 258H86V257H85ZM97 258H98V257H97ZM108 258H109V256H108ZM133 258H134V257H133ZM140 258H141V257H140ZM184 258H185V257H184ZM201 258H202V257H201ZM203 258H204V257H203ZM218 258H219V257H218ZM228 258H229V257H228ZM228 258H227V259H228ZM232 258H233V257H232ZM1 259H2V258H1ZM25 259H27V258L25 257ZM46 259H47V258H46ZM87 259H88V258H87ZM94 259H95V258H94ZM102 259H103V258H102ZM136 259H137V258H136ZM163 259H164V258H162V261H164ZM209 259H210V257H209ZM209 259H207V260L205 259V260L208 261ZM225 259H226V258H225ZM227 259H226V260H227ZM244 259H245V258H244ZM255 259H256V258H255ZM258 259H259V258H258ZM8 260H10V259H8ZM14 260H15V259H14ZM18 260H19V259H18ZM21 260H22V259H21ZM21 260H19V261H21ZM41 260H42V259H41ZM41 260H40V261H41ZM50 260H51V259H50ZM69 260H70V259H69ZM81 260H82V259H81ZM139 260L141 261V259H139ZM142 260H143V259H142ZM177 260H178V259H177ZM179 260H180V259H179ZM185 260L187 261V259H185ZM216 260H217V259H216ZM220 260H222V259H220ZM226 260H225V261H226ZM228 260H229V259H228ZM22 261H23V260H22ZM22 261H21V263H22ZM28 261H29V260H28ZM28 261H27V262H28ZM35 261H36V260H35ZM35 261H34V262H35ZM43 261H44V260H43ZM51 261H52V260H51ZM91 261H92V260H91ZM101 261H102V260H101ZM101 261H100V262H101ZM130 261H131V260H130ZM144 261H145V260H144ZM180 261H183V260L181 259ZM211 261H212V260H211ZM213 261H214V260H213ZM232 261H233V260H232ZM245 261H247V260H245ZM248 261H249V260H248ZM7 262H8V261H7ZM9 262H10V261H9ZM30 262H31V261H30ZM44 262H45V261H44ZM47 262H48V261H47ZM49 262H50V261H49ZM61 262H62V261H61ZM75 262H76V261H75ZM117 262H118V261H117ZM124 262H125V261H124ZM124 262H123V263H124ZM138 262H139V261H138ZM142 262H143V261H142ZM228 262H229V261H228ZM228 262H227V263L225 262V263L228 264ZM39 263H40V262H39ZM54 263H57V262H54ZM72 263H73V262H72ZM118 263H120V262H118ZM133 263H134V262H133ZM139 263H141V262H139ZM168 263H169V262H168ZM170 263H171V261H170ZM185 263H187V262H185ZM210 263L212 264V262H210ZM214 263H215V261H214ZM225 263H224V264H225ZM242 263H243V262H242ZM245 263H246V262H245ZM250 263H251V262H250ZM253 263H255V262H253ZM256 263H257V262H256ZM3 264H4V263H3ZM17 264H19V263H17ZM46 264H47V263H46ZM50 264H51V263H50ZM57 264H58V263H57ZM73 264H74V263H73ZM82 264H83V263H82ZM93 264H94V263H93ZM125 264H126V263H125ZM130 264H131V263H130ZM137 264H138V263H137ZM141 264H142V263H141ZM171 264H172V263H171ZM173 264H174V263H173ZM232 264H233V263H232Z\"/></svg>", "mask_w": 264, "mask_h": 264}]
</instances>
